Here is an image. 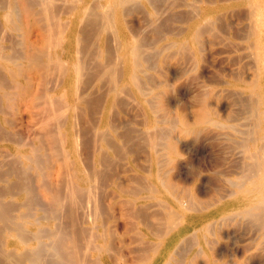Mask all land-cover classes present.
Listing matches in <instances>:
<instances>
[{"label": "rangeland", "instance_id": "obj_1", "mask_svg": "<svg viewBox=\"0 0 264 264\" xmlns=\"http://www.w3.org/2000/svg\"><path fill=\"white\" fill-rule=\"evenodd\" d=\"M13 1L14 2L16 1L18 3V5H17L18 8L16 7V4H14L15 7L17 8L16 9L14 7L15 10H16V11H14V13L15 12L16 13L19 12L20 15L18 14L19 17H18V15H15V20L14 21L16 22L15 24H17V25H11V26H9L10 28L9 27H4L0 23V26L2 27V29L0 27V30H2V31H0V33L2 32L1 33L2 36L0 35L1 36L0 39L3 38L0 41V46L2 44V47H4V49L6 50V53H9V54L11 53L10 55H13L15 57L14 59L19 57L18 53L23 58H25L23 60V58L21 59V56H20L19 59L16 60V61H17V64L19 65V67H20V69H18V70L21 71L20 73L18 72V74L22 75L23 77L26 76L27 78L25 77L26 78V80L24 79L25 81L22 80V82H24V88H23V91H22V93L24 95V98L21 99L23 103L21 102V100L19 102L17 101V104L15 103L16 106L14 105L9 110L8 117L10 116L9 118H10L11 122H13L15 124L12 123L13 127L11 126L10 129L7 130L8 132H6V134L11 133V136L9 134L8 135H9L10 139H11V137L13 135L12 140H14V141L18 140V139H21V138L23 139V137H21V136L24 134L23 141H25V139H26L25 137H28L29 133H31L30 135L32 136L33 135V133H32L33 130L37 129V127H39L38 128L39 131L38 130L37 131L34 130L36 132H34V137L32 136V142L35 143V142H39L40 140L38 141L37 139H41L42 136H44V133H45L43 130H41L42 129V124H39V122L37 123L38 125H41V129H40V126L36 127L37 124L34 123V122H37L38 120L40 121V123H42L41 120L43 119V116L39 115V114H42L44 109H45V108H42V107L43 106L45 107L46 104L42 105V103L43 102L47 103V100L43 101L44 97L41 96L44 93V85L46 86L45 88H47L45 90V94H46L48 91H56V92L58 90L60 91L61 89H59V88L61 87V84H62V83L59 82V78H61L60 77L61 73L57 74V72H60V71L51 70L52 73L54 72V73H56V75H54V73L50 74V72L45 71L46 69L43 66H42V68L40 67L42 69L41 70L38 67V64L40 66V64H41V62L43 60L46 62L45 58H47V56H49V55L52 56V55H56V54H58V55L61 54V56L63 57V55H64V53H63L64 50L63 49L65 48L64 47V42H62V41L60 42L59 40H61V38L57 37V35L60 36V30H61L60 28L64 29V27H66L64 24L65 23L67 24L66 19L68 18V16L70 14L74 13V11L77 10L78 7H80V5L82 4V1H84V0H81V1L78 0L79 2L76 1V0H75L76 2L74 0H71V3H72V1H74V4H76L75 5V9L72 8V5L68 4V3H70V0H67L68 2L66 0H65V2L63 0H61L60 1V5L61 6H62V4L65 5L67 3V5L69 6L70 10L72 8L71 11H69V9H68L67 12H65V10H66V7H68V6H64L63 5L62 7H64V8H60V5L58 3L59 0L57 1V3L55 2L56 0L55 1L54 0L53 1L50 0V2L52 1V3L53 2L56 3V5H55L54 3L52 4V3L49 2L51 4V6L53 5V7H51L49 3H47L48 6L46 4L47 7L45 6V4H42L41 8L45 6L47 9H45V8L40 9L38 7L39 6L38 5L39 2H37V1H39V0H36V1L34 0L36 5H38V6H36L33 3V0H31V2H29L30 0L29 1L28 0H24V1L23 0H21V1L20 0H13ZM18 1H20V2H18ZM138 1H139V3H138L139 5L137 4ZM216 1L217 0H176V1H174V0H155L156 3L152 1V3L146 4V3L141 2L140 0H137V2H135V4L133 2V3H131L130 6L126 7V10H128V11H126V13H127L126 19H125L124 23L122 24V26L117 23L114 27H111V29H108V27L104 28V27H106V25H108V23H107V19H106L107 15H103V14L105 12L104 10H107L106 9V7H107L106 5H109L110 1L109 0H99V1L95 0V1L91 2L92 4H94L93 8L95 6H98L99 4L101 6L100 5L98 6L100 8H98V7H96V9L94 8L95 11L94 10L93 11L94 12H99V13L101 12V14H102L101 17H103V19H106V20H104L105 23L104 22L100 23V22L103 21V19L101 17H99L100 18L99 20H97L98 17H96L97 19H95V20L93 19V21H91L90 18H93L94 14L92 15V10H90L91 14L85 15L86 18H83V20H85V21L82 20L81 24L79 25L80 28L82 27L81 29L78 28V32L81 31V32H79V34H81L80 35V39H79V43L81 42L79 44V46H80L79 50H81V52H83L82 53L83 55L82 54H80V55L83 56L84 60H86V58L90 56L91 59L87 58L86 61L89 60V62H91V64L94 65V67H93L94 69L91 68L92 70H88V69H90L89 65H91V64L89 62L85 63V61L83 59H81V61L84 64H86V66L88 65L89 68L86 67V66L85 67H86V70L88 71V73L90 72L89 76L86 75L87 73L85 74V72H87V71L84 72L85 76L84 75L82 76V77H84V80L83 79L81 80V84H80L81 87H79V89H81V90H78L80 92L82 91L81 95L82 96L84 95V98L85 97L86 98H85V100L83 98V101H82V96H81V97H79L80 99H77V101H76L77 102L76 103L77 107H81L82 110L84 109L83 112H84L85 115L84 114L83 115L85 116V118L82 116V113H83V112H81L82 110L78 109L77 110L78 112L76 111V114L80 115L81 117L77 116V115L74 116L75 120L73 119V122L75 121L74 122V124H75L77 118L80 117V120H79V118H78V120L81 121V122H79V121L77 122V123H80V124H76L77 125V126H75L76 127V131L78 133H82V134L83 133H90L91 131L95 130L94 129V125L95 124H93V123H95L94 117L96 118V120H98V118L100 116L99 120H101V121H97L96 124H98V125H95L96 128H98L99 125H100V127H104L105 131L108 132V134H107L108 138H109V135L112 136V138L111 137L109 138V140L111 139L112 141L114 139V142L111 141L112 143H110V145H109V147H111V149L115 150L116 147L114 148V146H117V149L115 150L114 153H112L113 151L111 152V149H110V151L107 150V153L106 152L103 153V155L106 153L103 156V158L105 159V157H106V159H105L104 163L101 165V167L100 166H96V164L99 163L100 157L102 158V156H101L102 154L99 155V158L98 157L94 158V159L90 158V160L93 161V164L91 162V165L92 166L94 165L95 168L99 167L98 170H100V172H102L106 168L108 169V170H106L107 172L104 170V172L106 173V178L104 176L105 174L102 173V175L104 176V177H102V180H101V184L102 185L99 184L98 186H100V187L96 186V188L97 187L98 188H97V190H94V191H92V189H95V185L92 187V189L90 188L92 192L89 190L90 191L89 195H88L89 192L88 193L86 192L87 193V197L84 196V195L82 196V197L85 198L84 200L86 201L85 202L86 205L84 203L83 198H81V201L83 203H80V201H79L80 204L76 205V209H75L76 210L75 212H77V213H75V217H77V216L80 217V215H81L80 219L77 218L80 221V222L78 221V225H79V223L80 224L82 223L81 226L79 225L80 230H78V227H77V232L79 231L78 235L81 236V237L79 236V240L82 239V238H85V239L88 238V240H89V238H90V240H89L90 242L84 239L88 243H86L82 239L81 240L82 244H84V246H85V243H86L89 246L90 245L89 243L92 242L91 245L94 246V247H96V246L99 247V250H100L99 251L97 247H96L97 249L95 248L96 249L95 250V249H93L94 247H91V246H90L91 249L89 248L90 250H88V246H87V252H86L85 255H86V258H87V263H89V264H94L95 263L94 260H95V258L97 259V256H99V258H98L99 260L97 259V261H96L97 263H95V264H99V262H100V264H113L114 262L112 263L111 261L118 262V263H114V264H126V263L128 264V263H131V261H133V259H134V255L133 254L130 255V253L132 252L131 248L134 247L135 243L134 244L131 243V241H133V240L130 239L129 237L135 236L136 238H138L137 237L138 233L135 234L137 229L139 231V235L138 236L142 235V236H140L141 238L139 237V239H141L143 241L142 242L140 240L141 241V245L142 244H145V245L147 244V247L143 245L146 248H148L150 245H155L156 243L157 244L158 243L161 244L163 238H166L165 236H169L167 244H166L167 255L165 257V261L168 262V264H264V235H263L262 230L261 229L259 230V226H257L258 224L254 223V220H255L254 216L251 218L249 216L242 217V215H240V216L237 215L236 214V209L237 208H236L235 200L230 198V197H228L229 194L231 193V191H235L236 190V183H238L240 181V179H241L240 175L243 174L241 172L242 168L240 166H239L240 168L235 166L236 167V168L234 167L235 169L232 166H234L235 163L238 164L239 163L238 161L241 162L242 161V156H244L243 158H245V156H246L245 153L243 155L244 151L241 150L242 147L241 146L237 147L234 144L236 141L235 142L233 141L234 143L230 142V141H232V139L233 140H237L239 142L242 141L240 139L241 137L239 136V134L236 133L234 130L232 131V128H234V127L236 128L237 127L238 129L244 130L246 128V127L243 128L244 126H246L244 123H247V122H244V121L247 120L248 115L247 114L239 115V113H238V115H235V116H237L236 117L237 121H235V117H234V119L233 118L231 119L232 115H234V112L237 111L236 110V106H231L228 103L227 99H226V103H225V101H224L225 99H223V98H219V99H221V102H220L219 99H218V101H219L218 102L215 99L216 95H214V93H216L215 91L219 88L218 83H214L215 80L217 82V79H218V82L220 83L222 78H226L228 76L227 75L228 73L230 75L229 71H231V69L238 70L244 64L243 57H244L246 39H244V38L242 39V36L241 35H237V33H236V31L241 29V27L243 26V24H242L243 23V21H242V16L243 15L238 13V14L234 15L231 19L229 17L230 20L228 18H226L224 15H218L219 18H218V20H216L217 23L213 25L214 27H211V29L214 28L213 30L209 31L210 28L207 27V29L209 28V30L207 31V29H205L204 27H203L204 29H202L200 27V29L202 30L200 32L201 33L203 32V34H204V35L203 34L201 35V37H200L201 40H198V41L194 42L192 40V38H190L193 29H195V25L197 23L196 21L201 16V9H202L201 7H203V8L204 7H208V6H210L211 3H214ZM23 2H24V4H26L25 6H23L24 5ZM26 2H28V4L30 3L29 4L30 7L33 6L32 3L34 4L32 9L28 6V8H30V15H31L30 18L28 17L30 15L28 13V11H29L28 8H27L28 4ZM40 5H41V3H40ZM134 5H136V7L137 6L138 7L136 8ZM140 5L143 6V7H140ZM21 6L25 7V9H27V11H25V9L22 8L23 12H21L22 11L21 10ZM54 6H55L56 9H54ZM57 6L60 8L61 11L59 10V8H57ZM132 6H133V8H132ZM90 7L92 9V6H90ZM104 7H105V9H104ZM129 7H131L132 9H134V7H135L136 8L135 9L136 13H135V11L132 12V9L131 10L128 9ZM138 8H141V10L138 9ZM48 9H50V11ZM62 9L63 10L65 9L64 12H62L63 11ZM17 10H19V11H17ZM35 10H37V11H35ZM40 10H43V11L47 10V11H45V13H49V15L45 14L43 11L40 12ZM58 11H59V13H58ZM24 12L28 13V15H26V13H24ZM31 12H33V13H31ZM34 12H36L35 13L36 16L38 15L37 12H40L39 15L37 16V19L39 17H42L41 19L39 18V20L43 19V21L45 20L44 19L45 18L44 15H46V16L48 15L50 18L47 16V19L49 18L50 22H53L52 23V26H53L52 28H54V26H55L54 23H56V24H57V22L63 23V21H64V24H63L64 27L60 23V24H57L58 26L60 25V28H57L58 26L56 25L57 27L55 26L56 28H54V30L51 29V34L56 30L54 32L55 34H53L54 36H56V38H55L56 41H54L55 44H54V42H52L53 40H51L52 37H53L52 39H54V36L51 35L52 37L50 36L51 37L50 38L47 35L48 34L47 29L49 30V33H50V28H51L50 25H51V23H50V25H49V22L47 24V19H46V22L44 21L45 25H41V23L37 22L38 20L36 19L35 15H34ZM106 12L109 13L110 11L107 10ZM106 12H105V14H107ZM23 13L25 14V16H23ZM43 13H44V15H43ZM50 13H52L53 15L50 14ZM63 13H66V15L63 14ZM99 13H95V16H96V14L98 16H100L101 14L99 15ZM32 15H34V16L32 17ZM40 15H42V16H40ZM56 15H59V17L56 16ZM90 15H92L93 17H91ZM87 16L90 17V18L87 19ZM220 16H221V18H220ZM223 16H224V18H223L224 20H222V22H223L224 25L222 27L221 26L222 23H220V21H221ZM34 17H35V20H34ZM57 17L60 19V21L58 20ZM27 18H29V21L28 20L26 21ZM54 18H56V20H54ZM17 19H19V20L21 19L19 22L22 21L21 22L22 25L19 22L17 23V21H18ZM49 19H48V21H49ZM51 19H53L55 22L53 20L51 21ZM219 19H220V21H219ZM96 20H97V22H96ZM35 21H36V24L39 23V25H41L40 26L41 29H40V27L38 25L35 24ZM43 21H42V23H43ZM98 21H100V22H98ZM228 22H229V26L226 25V24H228ZM232 22H234V23H232ZM85 23L90 24L88 27H90V26L92 27L91 30H90L91 32L88 31L89 34L91 33L90 34L91 36H93L92 34H94V33L96 34L97 33V35L95 36V34H94V36L96 37V40L98 39V41L94 40L95 37L93 38L89 34L85 33V31H83L84 29L88 30V27L86 25L85 26L87 28L83 27ZM92 23H94L96 26L102 24L100 26V28H101V33L100 34H99V31H100L99 29L100 28H98L99 31L97 32V29H96L97 27L94 24H92ZM217 24H219L220 27ZM27 25H28V27H27ZM225 25H226V27H229V28H227L228 30L226 29ZM13 26H18L19 29L16 28V27H13ZM21 26L24 27V28H22ZM48 27H50V28H48ZM230 27H232V28H230ZM38 28H39V30H38ZM43 28H47V29L45 30ZM94 28H95V30H94ZM42 29H43V31H42ZM185 29H186V32L182 33V31L185 30ZM215 29L216 30H220V31L224 30V31H222V33L220 31L214 32ZM15 30H18V31H15ZM44 30H45V32H44ZM3 31H5L6 34H4ZM9 31L12 32V33L10 34ZM15 32H16V34H15ZM57 32H59V33H57ZM105 32H107V33L109 32V34H111V35L114 34V36L116 35L117 38H116V36L115 37L114 36L110 37L111 35L108 36V34L105 33ZM179 32H180V34L178 35ZM204 32H208V33H204ZM211 32L215 33V34L213 35ZM24 33H25V35H24ZM41 33H43V34H41ZM130 33H131V35H130ZM174 33H177V35L176 34L173 35ZM12 34H13V36H11ZM17 34L20 35L21 37L17 36ZM132 34H134L135 37ZM4 35L5 36L9 35V36L12 37L11 38V37L8 36V38L7 37L5 38V39H9L10 42H8V40L4 39V37H5ZM98 35H99V37H98ZM22 36H24V37H22ZM86 36L87 37H91L92 39L91 38H87ZM123 36H125L126 38H129L130 36L135 38V40H137V44L139 45V47H141L140 51H142V53L140 52V54H139L141 57L138 55L139 56L138 57L139 61H136L135 65H137L138 62H139L138 63L139 65L141 64V66H139V67L142 68L141 72H143L144 75L140 74L141 77L139 76V80H140L139 83L141 85L145 84V86L147 87V89H149L150 92H149V94H147L148 91L144 90V89H146L145 86H143L144 87L143 88L139 84V87L141 86L140 87L141 89L140 88H138V89H140V90L143 89L142 92H145V93L147 92L146 93L147 95H143L144 93H142L141 91H138L136 87H133L130 83L124 82V83H122L123 86L120 87V90H121L120 93H122L123 91L124 92L126 91L127 93H124L126 95L122 94L123 95V97H122V95L120 94V97H122V98L119 97L120 99H122L121 102L118 103V101H120V100H118L115 104H113L111 106L109 104V101H108L109 100V91L111 89V88L108 89L109 84H111V83L113 84L114 82L116 84L117 82H119V81L116 82V80H118L120 78L119 80L122 81V79L124 77L123 73L125 71V63H124V58L121 55V51H120L121 46L120 45L117 46L115 44V43L118 44V42L121 44ZM13 37L16 40L15 39L13 40ZM44 37H46L47 39L44 40ZM215 37H217L218 39L215 38ZM17 38H19L21 40H19ZM49 38H50V40H49ZM57 38H59V39H57ZM83 38H84V40H83ZM85 38L89 39V41H91V42L93 41L92 43H94L95 48H94V46H91L92 43H89V41L86 42ZM107 38L108 39L110 38V40H108V42H106ZM114 39L116 40V42H115ZM117 39H118V41H117ZM17 40H19L20 42L17 41ZM41 40H42V44H41ZM82 40H83V42H82ZM11 41H14L15 44L13 42H11ZM22 41H23V45L21 44ZM43 41L44 42L47 41V43H44ZM49 41H51L53 43V46L55 45L54 49H52L53 46L51 45V43ZM110 41H111V43H110ZM30 42H32V43H30ZM38 42H39V45L37 44ZM59 42L62 43V44H60ZM35 43L40 48L38 46H36ZM85 43H86V45L89 44L90 47H92V49L93 48L94 49L92 50L91 48H87ZM106 43H109L110 46H108L109 44L106 45ZM170 43H171V46H170ZM11 44H12V46H10ZM13 44H14V46H13ZM18 44H21V45H18ZM30 44H31L32 47L30 46ZM56 44H58V45H56ZM104 44L106 45V47H108L107 49L110 51V52L107 51V54L110 55V56H108L105 59H104V57L106 55H104V54H106L105 51L107 49L106 50L104 49V48H106ZM111 44H112V47L115 48V50L117 49L116 46L118 47L119 50L117 49L118 50V51L116 50L117 52H115L113 50L114 48L110 50L109 48H111ZM6 45L7 46L9 45L8 47L10 49L13 47L12 50L17 45L19 47L17 46V48H16L18 50L14 49L11 52L10 49L6 47ZM33 45H35V46H33ZM42 45L43 46L44 45H46V46L47 45H51L52 47L49 46L50 48L47 47L46 49H44ZM27 46L31 47V51H30V49ZM58 46L61 47V48L59 49ZM97 46H98V49H97ZM185 46H186V49L184 48ZM199 46L201 48H199ZM21 47H22V52H21ZM35 48H36V50H35ZM27 49H29V50H27ZM37 49H39V50H37ZM40 50H43L44 53L41 54L43 51L40 52ZM89 50L92 51L91 55H90ZM34 51H36L38 55L35 54L36 52H34ZM85 51L89 52L88 55H87V52H85ZM93 51H94V55H92ZM32 52H34V53L31 54ZM39 52H40V54H39ZM49 52H50V54L48 55ZM84 52H85V54H84ZM21 53H25V54L22 55ZM97 53H99V54H97ZM110 53H112V55ZM114 53H117L116 54L117 56H115ZM113 54H114L115 58L113 57ZM31 55H32L33 58H34V56L36 57V55H37L38 58H40V59H38L36 57L35 61H37L38 63L32 61L33 59H31L32 58ZM29 56H30V58H29ZM82 56H80V58ZM110 57H113V59L110 58ZM143 57H144V60L142 59ZM28 59H31V61L29 62ZM40 60H42V61H40ZM44 61H43L42 64H45ZM119 61L121 63H119ZM27 62H29V63H27ZM32 62L36 63L37 65L30 64ZM98 62L101 63V65H99L101 67H98V64H99ZM116 62H118L119 65ZM115 63L118 65V67L119 66H120V68L122 67V71L119 68L121 72L120 71L117 72L118 69L116 70V64ZM20 64H22V65H20ZM120 64H122V66ZM24 65H27V67L24 66ZM104 65H106V67H108V70H105L106 67H104ZM34 66H36V67H34ZM113 66H115V68H113ZM37 67L40 70H36ZM102 67H104V68H102ZM43 68L45 70H43ZM101 68L103 69L102 71L100 70ZM31 69H32V71H31ZM109 69H111V70L113 69V70L112 71L110 70L111 71L110 74H107L106 72H108ZM114 70H116L117 74H115ZM36 71H37V73H36ZM38 71H40V72L45 71L44 74H45L46 77L45 76L41 77L40 76L41 73L38 72ZM103 71L106 73V75L101 73ZM27 72H29V73H27ZM25 73L28 74V75H25ZM38 73H40V74H38ZM48 73L50 75H53V76H58V77H53L54 79L56 78V80H58V82L57 81L54 82L53 81L54 79L51 76V79H52L53 83H55V84L56 83L57 84L60 83L59 85H57V84L55 85L54 84V86H56V88L55 87L53 88L51 86V85H53V83H51L52 82L51 79H48L50 77V75H49V77L47 76ZM99 73L102 74L103 76L100 75ZM119 73H120V75L121 74L122 75L118 76ZM44 74L42 72V75H44ZM59 74H60V76H59ZM212 74H215L214 77H216V75L218 74L217 75L218 77H216V79H215ZM223 74H225V76ZM104 76H107V77H104ZM111 76H113V78H111ZM40 77L43 78V79L47 78L46 79L47 82L44 81L43 79L41 80ZM210 77H211L212 80L209 79ZM99 78H100V80H99ZM114 78H115V80H114ZM11 79L12 78H10V80ZM31 79H32V81H31ZM213 79H215V80L213 81ZM48 80L51 81V82L48 83ZM62 80L63 79H60V81H62ZM102 80L103 81L104 80L105 81L108 80L110 83L107 84L108 81L107 82H105V81L102 82ZM209 80H211L213 83H210L211 81H209ZM39 81L41 82V84H40ZM43 81L46 82V84ZM86 81L89 84H87ZM141 81H143V82H141ZM32 83L33 84L35 83L34 87H36V85H37V87H39V91H36L38 89L34 88ZM84 83H86V84H84ZM49 84H50V86L52 88L49 87ZM106 84H107V86H106ZM112 84H111V86H112ZM41 85H42V87H41ZM102 85H104L103 86V90H102ZM125 86H127V87H125ZM40 87H41V89H40ZM123 87L126 90H123ZM42 88H43V91H41ZM48 88L53 89V90H50ZM127 88H128L129 91H127ZM104 89L106 90L105 91L106 93L103 92ZM26 90L28 92H30L32 90L33 91L28 94V93H25ZM131 90H132V92H131ZM78 91H75V92H78ZM107 92H108V94H107ZM128 92L131 93L134 97L132 95H130L131 97L127 96L129 94ZM139 92L142 93L141 96H140ZM34 93H36V94L39 93L37 95H40V93H41V95L39 96L40 98H37V99H40L39 102L40 103L42 102L41 104L39 102L38 103L36 102L37 99L34 97V96H36ZM212 93L214 95V98H213V95H211L212 98L209 97L210 94H212ZM30 94L32 95V97H30ZM68 94L71 95V93H68ZM76 94H78V96H80L79 93H75V95ZM75 95H74V97L78 98V96H75ZM101 96L105 97V99H103V97L101 98ZM152 96L154 97V99H153ZM19 97L20 96L17 95V100H18ZM58 97H60V96H58ZM126 97H129V98H126ZM31 98H32V102L30 101ZM34 98L36 100H34ZM62 98H63V100H60V103L64 102V97H62ZM210 98L212 100L213 99L214 100L212 101V100H210ZM56 99H57V97H55L54 101L55 102H59V99H61V98H58L57 99L58 101H56ZM26 100H29L30 102H28ZM101 100H105V102L101 101ZM122 101H126L125 102L126 104L124 105V102H122ZM103 102H104V104H103ZM217 102H218V105H217ZM19 103H21V104H19ZM36 103L40 104V105H37ZM60 103H59V105L61 106L62 104H60ZM121 103H123V104L120 105ZM220 103H223V104H221V106H220ZM117 104H119V105H117ZM36 105L40 106V107L42 106L41 107V111H40L39 107H35ZM214 105H215V107H214ZM206 106H207V108L209 110L211 108L213 109V110L212 109L210 110V113H211V116H212L211 117L212 121L207 122V123H203V125L199 126V129H197V131H196L199 134L195 133V135H193L194 137L197 138V140L192 143L191 151H190V149H189L190 147L188 148V146H189L190 141L193 140V138L191 136L188 137L186 135V128L184 126H186L188 123H192L194 121H197V119L200 117L201 113L209 112V110L206 108ZM222 106H223V108H222ZM62 107H63V105H62ZM13 108H15V109H13ZM86 108H88L89 110L86 109ZM99 108H100L101 111L98 110V112L100 111L99 114H98L96 112V110L99 109ZM237 108L239 109L238 106H237ZM21 109H22V111H21ZM36 109H38L39 111L36 110ZM214 109H216V110L214 111ZM113 110H114V112H113ZM115 110H116V112H115ZM11 111H14V112H12V115H11ZM35 111L36 112H40V113H35ZM92 111L96 112V114L94 112H92ZM224 111H225V114H224ZM230 111H232V112L230 113ZM79 112H81V114H79ZM110 112H112L113 114L110 113ZM212 112H214V113H212ZM219 112H220V115H219ZM32 113L33 114L35 113V115H32ZM194 113H195V115H194ZM229 114L231 115V117H230ZM31 115L33 116L34 119L37 118V117L35 118L34 116L38 115L40 117H38L39 119L37 118L36 121H32L33 118H32ZM64 115L65 114H63V118L65 117L66 119L65 118L64 119L66 121L63 122L64 121L63 119L62 120L60 119V121H59L60 124L62 123L63 127L59 124V122H54V124L57 123L58 126L60 125L62 127V129L65 128V126L67 125L68 120H69L68 117H67L68 115H65V116ZM113 115H116L115 118L116 117L117 118L114 119ZM226 115H228V117ZM61 116H60V118H62ZM112 116H113V118H112ZM41 117H42V119H40ZM81 118H82V120H81ZM15 119H17V120H15ZM90 119H92L91 121H93V123L89 122ZM158 119H159V121H158ZM166 119L168 121L170 119H172L174 121V119H175L174 122H176V124L172 123L173 121H171V120L169 122H167ZM178 119H180L179 120L180 122L176 121ZM226 119H230V120L225 121ZM110 120H112L113 122L110 123L111 122ZM191 120H193V121H191ZM231 120H233V121H231ZM15 121H17V122H15ZM108 121H109V123H108ZM120 121H121V124H120ZM156 121H158V122H156ZM114 122H115V124H114ZM163 122H165V124ZM63 123H65V124H63ZM81 123H82V125H84L83 127H81L82 126ZM122 123L124 125H122ZM170 123L172 125L174 124L175 127L174 126L170 127ZM238 123H241L244 126L241 127L240 124L238 125ZM88 124H89V126H91L90 129H88L89 128ZM110 124L112 126H110V128H109ZM117 124H120V125H117ZM183 124H184V126H183ZM79 125H81L79 129H82V128L85 129V127L87 126V129L89 131L87 129H85L84 132H83L84 129L81 130V131L77 130L78 129L77 127H79ZM115 125H117L118 128H116L117 126L115 127ZM216 125H217V128H216ZM223 125L225 127L227 126L226 127L227 130H226V128H223L224 127ZM229 125L230 126L233 125L234 127L231 126L232 127L231 128V127H229ZM14 126H15V128H14ZM92 126H93V128H92ZM219 126H221L222 128L221 127L218 128ZM114 127L116 128L115 130H117V131L114 130ZM154 127H155V130H153ZM172 127H174L176 130L174 128L172 129ZM205 127H207V128H205ZM18 128H19L20 131L18 130ZM112 128H113V130H112ZM163 128H165V129H163ZM28 129L29 130L31 129L30 131H32V132H30ZM149 129H150L151 133H150ZM165 130H170V131H167L169 133V135L171 134L170 139H169L168 133L165 134L166 133ZM15 131H18L19 134H18V132L15 133ZM40 131L43 132V133L42 132L40 133L42 136L39 134ZM162 131H163V133H162ZM211 131L214 134L215 133L216 134L215 135L212 134ZM224 131H225V133H224ZM226 131H227V133H226ZM20 132H22V134H20ZM202 132H204V134H202ZM217 132H219V133H217ZM117 133H119V135ZM15 134L16 135L18 134L17 135V136H19L18 139L16 138ZM38 134H39V136L37 137L36 135H38ZM114 134L115 135L117 134V137ZM164 134H165V136H167L166 137L167 140L163 139V138H165ZM217 134H219V135H217ZM229 134L234 135V136H231ZM213 135H214V137H210V136H213ZM14 136H15V138H14ZM150 136H152L151 137V141L149 140ZM237 136L240 137V138H238ZM46 137H47V135L45 134V136L43 137L44 139L43 138L42 139L44 141H46L47 140ZM185 137H187V138H185ZM207 137H209V140H208ZM226 137H227V140H229V141L224 139ZM35 138H37V139H35ZM29 139L30 138H28V140L26 141L27 144H28V141L29 142L31 141ZM152 140L154 142L157 141L158 144L154 143ZM160 140H161L162 144H161ZM222 140H223V142H222ZM148 141H150V142H148ZM16 142H21V141L20 140L19 141H15V144H16ZM32 142H30V143H32ZM48 142L49 141L47 140L46 143H48ZM30 143H29V145H33V143L32 144H30ZM113 143H114V146H113ZM151 143L153 145L152 147L155 146L157 149L155 147L151 148L150 147ZM222 143H224V145H223V147H225L224 151H223V147L221 145ZM215 144H217V145H215ZM5 145H7V146H5ZM167 145H168V147H167ZM171 145L174 147L175 151L170 149ZM225 145H227V146H225ZM3 146H5V147H3ZM228 146L231 147L230 150H232V149H234L236 147H237V149L233 150V152H231L229 150V152H230L229 153L228 152V148H229ZM215 147L216 148L220 147V149H218V148L215 149ZM0 148L5 152V153L4 152L3 153L8 156V154L10 153V151H11V149L13 147H11L9 143H6V144H3L2 147H0ZM153 149L155 150V153H154ZM167 149H168L169 153L166 152ZM48 150H47V152H48ZM80 150H82V149H80ZM83 150H82V152L79 151L80 156L78 155L77 157H75L73 155H70L69 159L72 158V159H70V161L71 162L73 161L71 163L72 164L71 165V167H72L71 171L76 168L75 165H74L75 161L76 160L79 161V159H80V161H79L80 163L83 162L82 164H85V165L87 164V166H86L87 168H86L85 171L88 172V170H89L88 169V159L89 158L88 159L86 158L88 156L84 157L85 156L84 153H86V152H84ZM117 150H119V152ZM156 150H157V152H156ZM161 151H163L164 153H162ZM177 151H178V153H177ZM220 151H222V152H220ZM6 152H7V154H6ZM115 153H118V154H115ZM165 153H167V154H165ZM47 154H49V152ZM114 154L117 155V158H115L116 156H114ZM86 155H87V153H86ZM160 155H161L162 158L160 157ZM162 155H164V156H162ZM166 155H167V157H170V160L171 159L172 160L174 159V160L173 161H170V160L168 161L167 160L168 158L166 157ZM220 155L223 156L224 159ZM107 157H109V159ZM85 158H86V160H85ZM111 158H112L113 162L110 161ZM160 158H161V160L164 158L163 162L160 160ZM238 158L241 159V160H239ZM107 159H108V162L109 163H113V165L112 164L111 165L107 164L108 163L106 161ZM113 159H117V160H113ZM149 159H150V161H149ZM237 159H238V161H237ZM59 160L57 159V161H56V159H55V162L52 161V164H54V166L51 163H49L48 168L50 167V169H46L44 171L45 175L48 172L50 174L49 177H47L48 174H47V176L44 175L46 177V179H45V177H41L42 179L41 178L39 179V177L37 176L36 179H39L38 183H37L36 179H35L36 175L34 173H33V176H35L34 180H32L33 176L31 177V180H32L31 186H33L32 187V189H33L32 190V195L34 193L33 198H35V200H36L37 197L40 196V197H38V199L36 201L41 200V201H38V202H40L41 205H43L44 203H47L48 201L51 200V198H49L50 200H48L47 196L51 197L50 196V194H51L50 191H53V189L55 190V188H53V185L55 186L56 183H58V182L60 183V180L62 182L61 184L66 183L68 181V180H66L68 176H66V177L64 176V178H65L64 180H66V182L65 181L63 182V180H62L63 179V175H60L61 177L60 176L57 177V175H59V173H61V172H59V171H61L60 169H62V167L60 166L61 165L60 164L61 161H59ZM90 160H89V163H90ZM166 161H167V163H165ZM218 161H219V164H218ZM160 165H162V166L160 167ZM103 166L104 167L106 166V167L104 168ZM102 167L104 169H102ZM161 168H163V169H161ZM110 169H111V171H110ZM229 170H232V171L230 172ZM63 171H62L63 173H61V174L67 175V173H65V170H63ZM164 171H166L167 174ZM50 172H52V174ZM236 172L237 173L240 172L241 174L239 173V174L235 175ZM107 174H110V176L107 175ZM164 174H166V175H164ZM228 174H230V175H228ZM159 176H161V177H159ZM109 177L112 180L109 181ZM49 178H51V179H49ZM58 178H62V179L59 180ZM139 178L140 179L142 178L141 180H143V178H144L143 181H145V180L148 181V182H146L147 185L145 184V186H144V182H142ZM130 179L131 180L132 179L135 180V181H133V182H135V184ZM136 179H137V181H140V182H137ZM166 179H167V183L169 184L170 187L166 186V185H168L165 182ZM222 179H223L224 182L222 181ZM237 179H239V180H237ZM42 180H47V181L50 180L51 182L49 181V185L52 186V189L51 190L48 189L49 188V185L47 184L48 182L47 181H42ZM103 180L105 181L104 183H106V184H104V185H106V186L103 185V183H102ZM33 181H35L36 184ZM41 181H42V183H41ZM127 181H129V182L127 183ZM53 182L54 183L56 182V183L54 184ZM136 182H137V184L140 183V186L139 185L136 186L137 185ZM230 182L231 183L235 182V183L229 184ZM40 183H41V185L43 183H45L44 184L45 186L42 185V187L44 186L43 188L41 187L42 189L39 187ZM171 183L175 184L176 187L174 186L175 188H173V186H172V188H171V185H172ZM61 184H57L55 187H57V186L60 187ZM107 184L108 185L110 184V185L108 186ZM131 184L133 186L131 191L136 192V190L140 187L137 190L139 193L136 192V194H134V192H132L136 196H134L131 193V191H130L131 194L129 192H125V189H127L126 191H128V189L129 190L131 189L130 188V187H132ZM149 184L154 186V187L148 186ZM217 184H219V185H217ZM234 184H235V186H233ZM128 185H129V187H128ZM230 185H232V186H230ZM101 186L102 187L104 186V188L101 189V194H100V190H98V189H100ZM147 186H148V188L150 187V189L154 190V191L149 192L150 190L149 191L144 190V188L146 189ZM134 187H136V190L134 189ZM44 188H47V189H44ZM148 188H147V190H148ZM224 188H226V189H224ZM36 189H39V190L41 189L42 193H37L36 194ZM43 189H44V191H43ZM109 189H111V190H109ZM171 189H172V191H171ZM174 189H175V191H174ZM221 189L223 190L224 193L221 192L222 191ZM46 190L49 192V194H48V192L46 193ZM102 190H104V191L102 192ZM107 190H108V192H106ZM140 190H142V191L140 192ZM186 190H187V192H186ZM188 190H189V194H188ZM228 190H231V191L229 192ZM192 191H193V193H192ZM226 191H228L229 193L227 194ZM93 192H95L94 193L95 194L94 195L95 198H96V195H97V197L99 199L96 198V200H95V198H92V197H94V196H92ZM112 192H114V193H112ZM44 193H46L47 196H46V194L44 195ZM96 193H99L100 195L96 194ZM109 193H110V195H109ZM186 193L188 194L187 198H186ZM218 193H220V195ZM40 194H42L44 198ZM181 194H183V195H181ZM36 195H38V196L36 197ZM105 195L106 196L109 195L107 197L108 199L105 198ZM116 195H117V197H114ZM89 196H92L91 197L92 201H95V202L97 201L98 203L96 202V204H93L94 202H91V204H90L91 200H90ZM102 196H104V197H102ZM146 196H148V197L145 198ZM175 196H177V197H175ZM41 197L43 198V200L41 199ZM100 197H102V198H104L106 200H102ZM112 197H114V198H112ZM150 197H153V198H150ZM189 197H191V198H189ZM122 198H123V200H122ZM196 198H197L198 202H197ZM44 199H47V200H44ZM88 199H89V202H87ZM100 199H101V203L98 201ZM188 200L191 201V202L189 203ZM199 200L201 201L200 203H202V204H199ZM103 201H105V202H103ZM123 201H127L125 203H129V201H131L129 204H127V205H129V208H131V209H129L127 206L125 207L126 204L122 203ZM206 201H209V202H206ZM214 201H215V203H214ZM102 202H103V204H102ZM192 202H195L194 205L197 206L196 207L197 210L200 208L199 211H194L191 208V203ZM48 203L50 205L51 202H48ZM87 203H88V205H87ZM104 203H105L106 208H103L104 207ZM107 203H109V204L107 205ZM131 203H132V205L130 207ZM203 203H205V204H203ZM99 204L100 205L102 204V206H100ZM209 204H210V206H209ZM47 205L48 204H46L45 206L47 207ZM81 205L83 206V209H82ZM84 205H85V207H84ZM94 205H97L96 206L97 209L95 208L96 209L95 210L93 208L94 209L93 210L94 213H93L91 206L95 207ZM207 205H208V207H207ZM87 206H90V207H87ZM99 206L102 207V210H100L101 208ZM147 207H149V208L147 209ZM201 207L203 209H201ZM86 208H88V210ZM98 208H99V210H98ZM110 208L112 210H109ZM125 209H126V212H127V214L129 216L125 213ZM167 209H169V210H167ZM185 209H188V210H185ZM77 210L79 212L86 211V213H88V214L91 211L93 213V215H96L95 213L97 212L98 215H96V216L92 215L93 217L92 216L90 217L89 215H91L92 213L89 214V215L87 214L86 216L91 218V219L90 218L88 219L85 216L84 212H81L79 214V212ZM103 210H104L105 214L102 212ZM133 210L137 211V213H135ZM170 210L172 212H175L176 215H175V213L170 212ZM138 211L140 213H138ZM109 212H112V213H109ZM131 212L136 214L135 215L136 217L134 216V214L132 215ZM101 213H103V214L100 215L101 216L100 217L99 214H101ZM106 213L110 214V216L107 215ZM167 213H168V215H166ZM76 214H78V215L76 216ZM82 214L84 216H82ZM233 214H234V216H233ZM104 215L107 218L109 216L108 220L104 218L105 217ZM124 215H126L128 217H125ZM172 215H174V216H172ZM152 216H154V217L152 218ZM166 216H167V218H166ZM176 216L177 217L179 216V217L177 218ZM229 216H233L232 219ZM61 217H62V221H64L63 219H66V217L65 218H63V216H61ZM82 217H83V220H84V221L82 220L83 222H81ZM94 217H97V218H95V220H96L95 223L93 222ZM146 217H149L148 221H147ZM239 217H241V219H239ZM246 217H249V219H247ZM102 218H103L104 221L102 220ZM112 218H113L114 222H113ZM129 218H131L129 221H131V220H133V218H135L134 221H132L133 223L134 222L136 223V224H134V226L136 225L135 227H133L132 222L130 224H129V222H127ZM142 218H146V220L145 219L143 220ZM154 218H156V219L154 220ZM175 218H177V219L175 220ZM224 218H225V220H224ZM226 218H230L228 222H227L228 219L226 220ZM243 218H246L248 221L243 219ZM253 218H254V220H253ZM85 219L86 220L88 219V221H85ZM140 219H141V224L142 225L139 223ZM89 220L90 221L92 220L91 223H93V224H91ZM101 220L103 221V223L104 222H106V223L103 224ZM124 220H127V221L125 222ZM149 220L151 221V224H148V222L150 223ZM156 220H158V221H156ZM231 220H233V221H231ZM238 220H240V221H238ZM249 220L253 221L254 225H253L252 222L250 223ZM175 221H177V222L175 223ZM257 221L255 220L256 223H257ZM155 222H158V223H156V225H155ZM159 222H160L161 225H158ZM161 222H163V223H161ZM172 223H175V225H173ZM206 223L210 224L209 227H211V228H209V229H211V230H209L208 228H206V229L204 228L203 225L206 224ZM111 224H113V225L111 226ZM163 224H165L164 226H167V225L169 226V224H170V226L169 227L167 226V228L165 227V230H164V232L167 233V234H165L163 232V229H164V226L162 227ZM211 224H212V226L214 228L211 226ZM94 225H96L97 228H95ZM98 225H100V226H98ZM101 225H103V228H105V227L107 228V229L105 228L106 230L105 229L103 230V231H105L104 234L102 232L103 228H102ZM127 225H129V226L131 225V227H129ZM147 225H148L147 228L144 227V226H147ZM149 225H151V229L153 228V231H154L153 234L156 233V235L154 234L155 236H153V237H150V235H149V231H151L149 229L150 228ZM171 225H172V227H171ZM107 226L109 228L111 227L112 231H110V232H112V235H114V233H116L114 235L115 238H116V239L114 238L115 239L114 242L116 244L114 243L112 245L114 248L111 247L113 250L110 251L111 248L110 247L107 248L110 253H108V250L106 252V250L104 249L105 248V246H104L105 242L103 243V240L100 239L102 234H103V236H105L107 233H109V228ZM175 226H179V231H177L176 233H174V232L172 233V230H174ZM254 226L256 228H258V229H256ZM86 227H88V228L91 227V229H88V228L86 229ZM155 227H158L157 229L162 227L163 229L160 230V233H157L158 231L155 229ZM130 228H131V230H133L132 228H134L135 229L134 232L131 231V230L129 231ZM169 228H170V230L168 231L167 229H169ZM115 229L117 231H113ZM147 229H148V231H147ZM81 230H84V231H81ZM87 230H92V234H91V231L89 233V231L87 232ZM124 230H126V231L128 230V231L127 232L125 231L126 232L125 233V232H123ZM161 231L163 232V234H162ZM210 231L213 233L212 235H211ZM80 232L81 233L84 232V233L81 235ZM132 232H133V234H131ZM119 233H121V235ZM122 233H124V234H122ZM87 234H89V237L87 236ZM125 234H127L129 236H127ZM157 234L159 235V237H158ZM95 235L97 236V238L96 237L95 238L92 237V236H95ZM83 236H85V237H83ZM135 237L133 239H135ZM204 237H205V239H204ZM123 238H127V240L126 239L124 240ZM92 239L95 240L94 241V245H93V240ZM129 240H131L130 243L128 242ZM83 241H84V243H83ZM125 241L128 242L129 244L126 243ZM150 242H151V244H150ZM127 246H128L129 249L126 248ZM143 246H141V248L145 249ZM129 250L131 252H129ZM88 252H90L91 254L88 253ZM87 253H88V255H87ZM107 254H109V255H107ZM132 255H133V259L131 258ZM92 259H94V260H92ZM127 259H128V261H127ZM92 262H94V263H92Z\"/></svg>", "mask_w": 264, "mask_h": 264}, {"label": "bare ground", "instance_id": "obj_2", "mask_svg": "<svg viewBox=\"0 0 264 264\" xmlns=\"http://www.w3.org/2000/svg\"><path fill=\"white\" fill-rule=\"evenodd\" d=\"M21 1V0H20ZM20 1H18V2H20ZM24 1V0H23ZM29 1V0H28ZM36 1V0H35ZM35 1L33 0V3L36 5V3H35ZM53 1V0H52ZM52 1L50 2V0H39V1H37V2H39V6L38 5H36V6H38L40 9H42V8H45V9H47L46 7L48 6V4L47 3H52ZM55 1V0H54ZM57 1L58 0H56L55 2L57 3ZM60 1L61 0H59V5H60ZM64 2H65V0H63ZM67 1V0H66ZM75 1V0H74ZM74 1H72V3H71V0H70V3H68V4H70V5H72V8L73 9H75V5L76 4H74ZM76 1H78V0H76ZM75 1V2H76ZM81 1V0H80ZM92 1H95V0H84V1H82V4L80 5V7H78L77 8V10H75L74 11V13H72V14H70L69 16H68V18L66 19V22H67V24L65 23L64 24V21H63V23H61V25H65L66 27H64V25H63V27H64V29H62V28H60V25L58 26L57 24H60L59 22H57V24L56 23H54V25L57 27V28H60L61 30H60V36H58L57 35V37H59V38H61V40H59L60 42L62 41V42H64V51H63V53H64V55H63V57L61 56V54L60 55H58V54H56V55H49L50 54V52L48 53V55L49 56H47V58H45L46 59V62L44 61V63L45 64H42L43 63V61L42 60H40V61H42L41 62V64H40V66H39V64H38V67L40 68H42V66L46 69H44L43 68V70H45V71H47V72H50V74L52 73V71L51 70H58V71H60V72H57V74L58 73H61V76H60V74H59V76L61 77V78H59V82L60 83H62L61 84V87L59 88V89H61L60 91L58 90L57 92L56 91H48L46 94H45V90L47 89V88H45L46 86L44 85V95L42 94L41 95V93H40V95L41 96H43L44 98V100L43 101H45V100H47V103H42V105L43 104H46L45 105V107L43 106H41L42 108H45L44 109V111H43V113L42 114H39V115H42L43 116V119H42V117L40 118V119H42L41 120V122L42 123H40V121L38 120L37 122H34V123H38L39 122V124H42V129H41V125H36V127L37 126H40V129L41 130H43L45 133H44V136H45V134L47 135V140L49 141L48 143H46L47 142V140L46 141H44L43 139V137L44 136H42L40 133L42 132V131H40L39 132V134L42 136V140L41 139H37V138H35V139H37L39 142H35V143H33L32 142V136L34 137V132H36L37 130H38V128L39 127H37V129H34V130H36V131H34L33 130V132L32 131H30L29 129V131L30 132H32L33 133V135L31 136L30 134L31 133H29V135H28V137H25L26 139H25V141H23V139H24V134L21 136V137H23V139L21 140V139H18L19 138V136H17L18 134H19V132L18 131H15V133L16 132H18V134L16 135V138L18 139V140H15V141H21V142H16V144H15V141L14 140H12V137H13V135H12V137H11V139H10V137H9V135L11 136V133H8V134H6V132H8L7 130L8 129H10V127L13 125V124H15V123H13V122H11V120H10V116L8 117V115H9V110L15 105V103L17 104V101L19 102L21 99H23L24 98V95H23V93H22V91H23V88H24V82H22V80H26V78L25 77H23L22 75H19L18 74V72L20 73L21 71L20 70H18V69H20V67H19V65L17 64V61L16 60H18L19 59V57L21 56L19 53H18V55H19V57L18 58H16V59H14L15 57L13 56V55H10L9 53H6V50L4 49V47H2V44H1V46H0V147H2V145L3 144H6V143H9L10 144V146L11 147H13L12 149H11V151H10V155L8 154V156L7 155H5L4 153V151L0 148V264H89V263H87V258H86V252H87V246H88V244H86V243H88V242H86L85 240H87V241H89L90 240V238H89V240H88V238H82L86 243H85V246H84V244H82V242H81V240L82 239H80L79 240V236L80 235H78L79 233V231L77 232V227H78V230H80V227H79V225L81 226L82 225V223L80 224L79 223V225H78V219L77 218H79L80 219V217H81V215H80V217L79 216H77L78 214H76V216L77 217H75V213H77V212H75L76 210V205H78V204H80V203H83L82 201H81V198H83V200L85 199L84 197H82L83 195L84 196H86L87 197V193H88V195L90 194V191H91V189H92V187L95 185V189H92V191H94V190H97V188L98 187H100V186H98L99 184H101V180H102V177H104L105 176V178H106V173L104 172V170L106 171V170H108L107 168L106 169H104L103 167H102V169H104L102 172H100V170H98L99 169V167L97 168H95L94 167V165L92 166L91 165V162H92V164H93V161L92 160H90V158H99V155H101L102 156V158L100 157V160H99V163H95L96 164V166H100L101 167V165L104 163V161H105V159H106V157H105V159L103 158V156L107 153V150H109L110 151V149H111V147H109V145H110V143H112V142H114V139H113V141L110 139L109 140V138L111 137L112 138V136H110L109 135V138L107 137V134H108V132L107 131H105V128L104 127H100V125H99V127L98 128H96V126L95 125H98V124H96L97 123V121H101V120H99V118H100V116H99V118H98V120H96V118L94 117V120H95V123H93V121H91L92 119H90V121L89 122H92L93 124H95L94 125V131H91L90 133H78L77 131H76V127L75 126H77L76 124H80V123H77L79 120H80V115H77L76 114V111L79 109H81L82 110V108L81 107H77V105H76V101H77V99H80L79 97H81L82 95H81V92L80 91H78V90H81V89H79V87H81L80 86V84H81V80L83 79L84 80V77H82L83 75H84V72L85 71H87L86 70V67H88V65L86 66V64H84L82 61H81V59H83L84 60V58H83V52H81V50H79V44L81 43H79V39H80V35L81 34H79V32H81V31H79L78 32V28H80L79 27V25L81 24V22H82V20H83V18H86L85 17V15H87V14H91V11L90 10H92V15L94 14V17L92 16V15H90L91 17H93V18H90V17H88L87 16V19L88 18H90L91 19V21H93V19L95 20V19H97L96 17H98V19L97 20H99L100 18L99 17H101L102 16V14H101V12L99 13V12H94L95 10H94V8L96 9V7H98V6H95L94 8H93V5L94 4H92L91 2ZM97 1H99V0H97ZM110 1V4L109 5H106L107 7H106V9L108 10V11H110L109 13H107L106 11L107 10H104L105 9V7H104V11L107 13V14H105V12H104V14L103 15H107V17H106V19H107V23H108V25H106V27H104V28H107L108 27V29H111V27H114L117 23L119 24V25H121L122 26V24L124 23V21H125V19H126V15H127V13H126V11H128V10H126V7L127 6H130L131 5V3H133L134 2V4H135V2H137V0H109ZM141 2H143V3H146V4H150V3H152V1L153 2H155V0H140ZM174 1H176V0H174ZM14 1L13 0H0V23L4 26V27H9V26H11V25H17V24H15L16 22L14 21L15 20V15H18L19 14V12L18 13H14V11H16L15 10V8L17 7V5H18V3L15 1L14 3H13ZM29 2H31V0L29 1ZM55 2H53L55 5H56V3ZM68 2V1H67ZM79 2V1H78ZM77 2V3H78ZM22 3V2H21ZM27 4H28V2H26ZM32 3V5L34 6V4ZM40 3H41V5H40ZM49 3V4H50ZM52 3V4H53ZM139 3V1L137 2V4ZM156 3V2H155ZM200 3V2H199ZM14 4H16V7H15V5ZM23 4H24V2H23ZM30 4V3H29ZM29 4L27 5V8H28V6H29ZM42 4H45V6H46V4H47V6L45 7L44 5V7H42L41 8V6H42ZM62 4V3H61ZM96 4V3H95ZM136 4V5H137ZM26 4H24L23 6H25ZM31 5V6H32ZM58 5V6H59ZM64 4H62V6H63ZM74 5V6H73ZM136 5H134L135 7H136ZM139 5V4H138ZM142 5V4H141ZM140 5V7H143V6H141ZM203 5V4H202ZM32 6V7H33ZM50 6H51V4H50ZM49 6V7H50ZM57 6V8H59ZM61 5H60V8H64V7H62ZM64 6H68L67 5V3L64 5ZM90 6H92V9H91V7ZM101 6V5H100ZM15 7V8H14ZM30 7V6H29ZM32 7H30L31 9H32ZM48 7V8H49ZM51 7H53V5L51 6ZM71 7V6H70ZM103 7V6H102ZM134 7V9H132L133 8V6H132V8L131 7H129L128 9H132V12L133 11H135V9L138 7H136L135 8ZM18 8V7H17ZM16 8V9H17ZM22 8H24L25 9V7H22L21 6V12H23V9ZM30 8H28V13H29V15H30ZM60 8H59V10H60ZM72 8H71V10H72ZM98 8H100V7H98ZM202 9H201V16L199 17V19L196 21L197 23H196V25H195V29H193V31H192V33H191V36H190V38H192V40L194 41V42H196V41H198V40H201L200 39V37H201V35L203 34V32L201 33L200 31H202L201 29H200V27L202 28V29H207V27H209L210 28V30H209V28L207 29V31L209 30V31H211V30H213V29H211V27H214L213 25L214 24H216L217 23V21L216 20H218V18H219V16L218 15H224L226 18H228L229 19V17H230V19L234 16V15H236V14H238V13H240V14H242L243 16H242V21H243V26L241 27V29H239V30H237L236 31V33H237V35H241L242 36V39L244 38V39H246V45H245V51H244V57H243V59H244V64L240 67V69H238V70H235V69H231V71H229L230 72V75H229V73L227 74L228 76L226 77V78H220L221 79V81H220V83L218 82V79H217V82H216V77H218L217 75H216V77H214V75L216 74H212L213 75V77L215 78V79H213V81L215 80V82L214 83H218V85H219V88L215 91L216 93H214V95H216V101H218V99L219 98H223V99H225L224 101H225V103H226V99L228 100V103L231 105V106H236V110L237 111H235L234 112V115H232V117H231V115H230V117H231V119L233 118L234 119V117H235V121H237L236 120V117L237 116H235V115H238V113H239V115H243V114H247L248 115V118H247V120L246 121H244V122H247V123H244L246 126H244V125H242L241 123H238V125L240 124V126L242 127V126H244L243 128H245L244 130H241V129H238L237 127L235 128L233 125H231L232 127H234V128H232L230 125H229V127H231L232 128V131L234 130L236 133H238L239 134V136L241 137H238V138H240L242 141L241 142H239V141H237V140H233L232 139V141H230V142H233L237 147L238 146H241L242 147V151H244L243 152V155H244V153H245V158H243L244 156H242V161L240 162V161H238V159H237V161L239 162L238 164L237 163H235L234 164V166H232L233 168L236 166V167H241L242 168V170H241V172L243 173V174H241L240 172V181L238 182V183H236V190L235 191H231V190H228L229 192L231 191V193L229 194V196L228 197H230V198H232V199H234L235 200V203H236V214L237 215H242V217H244V216H249V217H255V220L257 221V223L255 222V220H254V218H253V220H254V223L255 224H258L257 226H259V230L261 229L262 230V232H263V235H264V0H217L216 2H214V3H211L210 4V6H208V7H201ZM51 9V8H50ZM50 9H48L49 11H50ZM54 9H56L55 8V6H54ZM69 9V11H71L70 10V8H69V6L68 7H66V10H65V12H67V10ZM138 9H140L141 10V8H138ZM39 10V9H38ZM53 10V9H52ZM63 10V9H62ZM64 10L62 11V12H64ZM94 10V11H93ZM101 10V9H100ZM17 11H19V10H17ZM25 11H27V9H25ZM34 11V10H33ZM35 11H37V10H35ZM43 10H40V12H42ZM45 11H47V10H45ZM45 11H43L44 13H45ZM48 11V12H49ZM61 11V10H60ZM68 11V12H69ZM90 11V12H89ZM20 12V13H21ZM40 12H37L38 13V15H39V13ZM94 12V13H93ZM130 12V11H129ZM138 12V11H137ZM24 13H26V12H24ZM23 13V16H25V14ZM28 13H26V15H28ZM31 13H33V12H31ZM35 13L36 12H34V15H35ZM44 13H43V15H44ZM58 13H59V11H58ZM57 13V14H58ZM61 13V12H60ZM95 13H99V15L100 16H98L97 14H96V16H95ZM103 13V12H102ZM135 13H136V11H135ZM45 14H48L49 15V13H45ZM50 14H52V13H50ZM55 14V13H54ZM63 14H65L66 15V13H63ZM20 15V14H19ZM19 15H18V17H19ZM34 15H32V17L34 16ZM37 15V16H38ZM47 15V16H48ZM53 15V14H52ZM51 15V16H52ZM60 15V14H59ZM59 15H56V16H58L59 17ZM37 16L35 15V17H36V19H37ZM40 16H42V15H40ZM47 16L46 15H44V21L46 22V19H47ZM55 16V15H54ZM84 16V17H83ZM224 16L222 17V19H221V21H220V19H219V21H220V23H222V27H223V22H222V20H224L223 18H224ZM17 17V18H18ZM21 17V16H20ZM29 18L31 17V15L30 16H28ZM35 17H34V20H35ZM49 17V16H48ZM57 17V18H58ZM105 17V16H104ZM22 18V17H21ZM29 18H27L26 19V21L28 20L29 21ZM40 19L42 18V17H39ZM39 18L37 19L38 21L37 22H39V23H41V25H45V22L43 21V19L42 20H39ZM50 18V17H49ZM48 18V19H49ZM102 19H103V17H101ZM220 18H221V16H220ZM23 19V18H22ZM25 19V18H24ZM48 19H47V24H48V22H49V25H50V23H51V25H50V27H48V28H50V33H49V30L47 29V28H43V29H47V31H48V37H50L51 35L52 36H54L53 34H55L54 32L56 31H54L52 34H51V29H53L54 30V28H56L55 26H54V28H52L53 26H52V23L53 22H50V19H49V21H48ZM86 19V20H87ZM106 19H103V21L102 22H100V21H98V22H100V23H103L104 22V20H106ZM229 19V20H230ZM18 21H17V23L21 20H19V19H17ZM33 20V21H34ZM53 19H51V21H52ZM54 20H56V18H54ZM53 20V21H54ZM58 20L60 21V19L58 18ZM97 20H96V22H97ZM25 21V22H26ZM42 21H43V23H42ZM83 21H85V20H83ZM90 21V22H91ZM232 21V20H231ZM22 22V21H21ZM21 22H19V23H21ZM55 22V21H54ZM39 23H37L36 24V21H35V24L36 25H38L39 27L41 26V25H39ZM95 23V22H94ZM94 23H92V24H94ZM105 23V22H104ZM225 23V22H224ZM232 23H234V22H232ZM24 24V23H23ZM21 25H22V23H21ZM83 25V24H82ZM81 25V26H82ZM88 27L90 24H87V23H85L84 24V26L83 27H86V26ZM95 25V24H94ZM102 24H100V25H95L97 28V32L99 31V34L101 33V28H100V26H101ZM105 25V24H104ZM126 25V24H125ZM218 26H219V24H217ZM216 25V26H217ZM227 26H229V22H228V24H226ZM226 25H225V27H226ZM25 26V25H24ZM47 26V25H46ZM94 26V27H95ZM99 26V27H98ZM206 26V27H205ZM217 26V27H218ZM231 26V25H230ZM1 27V26H0ZM13 27H16V28H18L19 29V27L18 26H13ZM22 27V26H21ZM27 27H28V25H27ZM86 27V28H87ZM103 27V26H102ZM127 27V26H126ZM204 27V28H203ZM220 27V26H219ZM221 27V28H222ZM224 27V28H225ZM10 28V27H9ZM22 28H24V27H22ZM37 28V27H36ZM82 28V27H81ZM80 28V29H81ZM90 28V29H89ZM91 26L90 27H88V30L86 31L84 28V30L83 31H85V33H87V34H89L88 33V31H90L91 30ZM98 28H100L99 30H98ZM117 28V27H116ZM220 28V29H221ZM223 28V29H224ZM227 28H229V27H226V29ZM230 28H232V27H230ZM1 29H2V27H1ZM21 29V28H20ZM40 29H41V27H40ZM43 29H42V31H43ZM219 29V28H218ZM8 30V29H7ZM10 30V29H9ZM23 30V29H22ZM38 30H39V28H38ZM45 30H44V32H45ZM94 30H95V28H94ZM93 30V31H94ZM228 30V29H227ZM0 31H2V30H0ZM13 31V30H12ZM15 31H18V30H15ZM204 31V30H203ZM206 31V30H205ZM218 32V31H220V30H216L215 29V31L214 32ZM222 31H224V30H222ZM222 31H220L221 33H222ZM10 32V31H9ZM24 32V31H23ZM91 32V31H90ZM130 32V31H129ZM186 32V29L185 30H183L182 31V33H185ZM213 32V31H212ZM211 32V33H212ZM227 32V31H226ZM2 33V32H1ZM1 33H0V35H1ZM3 33L4 34H6L5 33V31H3ZM12 32H10V34H11ZM28 33V32H27ZM57 33H59V32H57ZM56 33V34H57ZM93 33V32H92ZM105 33H107V32H105ZM204 33H208V32H204ZM9 34V33H8ZM15 34H16V32H15ZM41 34H43V33H41ZM45 34V33H44ZM50 34V35H49ZM91 34V33H90ZM89 34V35H90ZM95 34V33H94ZM94 34H92L93 36H91V37H95L96 35H97V33L95 34V36H94ZM108 34V36H110L111 34H109V32L107 33ZM113 34V33H112ZM177 35V33H174L173 35ZM180 34V32L178 33V35ZM213 35L215 34V33H212ZM24 35H25V33H24ZM46 35V36H47ZM130 35H131V33H130ZM132 35H134V34H132ZM204 35V34H203ZM2 36V35H1ZM0 36V37H1ZM5 36V35H4ZM3 36V37H4ZM8 36L9 35H7V36H5L4 37V39L7 37L8 38ZM11 36H13V34L11 35ZM11 36H9V37H11ZM17 36H20V35H18L17 34ZM28 36V35H27ZM41 36V35H40ZM44 36V35H43ZM51 36V37H52ZM106 36V35H105ZM112 36H114V34L113 35H111L110 37H112ZM116 36V35H115ZM114 36V37H115ZM21 37V36H20ZM22 37H24V36H22ZM42 37V36H41ZM50 37V38H51ZM87 37V36H86ZM91 37H87V38H91ZM98 37H99V35H98ZM97 37V38H98ZM113 37V38H114ZM134 37H135V35H134ZM12 38V37H11ZM10 38V39H11ZM28 38V37H27ZM50 38H49V40H50ZM53 38V37H52ZM51 38V40H53L52 42H54V41H56V36H54V39H52ZM59 38H57V39H59ZM87 38H85L86 39V42H88L89 41V39H87ZM112 38V39H113ZM116 38H117V36H116ZM215 38H217V37H215ZM1 39H3V38H1ZM1 39H0V41H1ZM15 38L13 37V40H14ZM17 39H19V38H17ZM23 39V38H22ZM25 39V38H24ZM47 38L46 37H44V40H46ZM92 39V38H91ZM90 39V40H91ZM111 39V40H112ZM205 39V38H204ZM218 39V38H217ZM5 40H8V42H10V40L9 39H5ZM16 40V39H15ZM19 40H21V39H19ZM19 40H17V41H19ZM27 40V39H26ZM83 40H84V38H83ZM83 40H82V42H83ZM94 40H96V37H95V39ZM108 40H110V38L108 39H106V42H108ZM115 40V39H114ZM4 41V40H3ZM28 41V40H27ZM58 41V40H57ZM96 41H98V39L96 40ZM113 41V40H112ZM117 41H118V39H117ZM11 42H13L14 44H15V42L14 41H11ZM20 42V41H19ZM26 42V41H25ZM44 42V41H43ZM50 43H51V45L53 46V43L51 42V41H49ZM48 42V43H49ZM59 42V43H60ZM93 42V41H92ZM91 41H89V43H92ZM105 42V41H104ZM115 42H116V40H115ZM27 43V42H26ZM30 43H32V42H30ZM44 43H47V41L46 42H44ZM58 43V44H59ZM110 43H111V41H110ZM14 44H13V46H14ZM21 44L23 45V41L21 42ZM21 44H18V45H21ZM38 45H39V42L37 43ZM41 44H42V40H41ZM54 44H55V42H54ZM58 44H56V45H58ZM60 44H62V43H60ZM107 44H109V43H106V45ZM117 46H121V48H120V51H121V55L123 56V58H124V63H125V71H124V77H123V79H122V81L121 80H119L118 78V80H116V82L117 81H119V82H117L116 84H115V82L112 84V86H111V84H109L110 82L108 81V80H104L105 82H107L108 81V83L107 84H109V87H108V89L109 88H111L110 89V91H109V104L112 106L113 104H115L118 100H120V101H118V103L119 102H121V100L122 99H120V98H122L123 97V95L122 94H124V93H127L126 91L124 92L123 90H126V89H124V87H123V92L122 93H120V87H122L123 86V84L122 83H124V82H127V83H130L133 87H136L137 88V90L138 91H143V89L142 90H140L141 88V86L143 87V86H145V84L144 85H141L140 83H139V76H140V74H143V72H141V69L142 68H140L139 66H141V64L139 65L138 63H137V65H135V63H136V61H139L138 60V57L140 56L139 54H140V52L142 53V51H140V48L141 47H139V45L137 44V40H135V38H133V37H129V38H126L125 36H123V38H122V41H121V44L118 42V44L117 43H115ZM17 45V46H18ZM28 45V44H27ZM35 45H36V43H35ZM35 45H33V46H35ZM38 45H36V46H38ZM51 45H42L43 46V48L44 49H46L47 47L48 48H50V47H52ZM85 45H86V43H85ZM89 45V44H88ZM88 45H86L87 46V48H91L92 49V47H90V45L88 46ZM105 45V44H104ZM106 45H105V47H106ZM9 46V45H8ZM7 45H6V47L7 48H9ZM10 46H12V44L10 45ZM17 46L14 48L15 50H18V49H16L17 48ZM30 46H31V44H30ZM50 46V47H49ZM55 46V45H54ZM54 46H53V48L52 49H54ZM60 46V45H59ZM58 46V47H59ZM91 46H94V43H92L91 44ZM108 46H110V44L108 45ZM116 46V48L118 49V47ZM170 46H171V43H170ZM19 47V46H18ZM25 47V46H24ZM29 49H30V51H31V47H29V46H27ZM39 47V46H38ZM57 47V46H56ZM55 47V48H56ZM85 47V46H84ZM13 48V47H12ZM12 48L10 49V51L12 52L13 50H12ZM40 48V47H39ZM61 47H59V49H60ZM86 48V47H85ZM94 48H95V46H94ZM93 48V49H94ZM108 47H106V48H104L105 50L107 49ZM114 47H112V44H111V48H109L110 50L111 49H113ZM179 48V47H178ZM185 49H186V46L184 47ZM189 48V47H188ZM199 48H201L200 46H199ZM24 49V48H23ZM29 49H27V50H29ZM92 49V50H93ZM97 49H98V46H97ZM116 49V50H117ZM184 49V50H185ZM26 50V49H25ZM24 50V51H25ZM35 50H36V48H35ZM37 50H39V49H37ZM49 50V49H48ZM115 52H117L116 50H115V48L113 49ZM200 50V49H199ZM9 51V52H10ZM33 51V50H32ZM41 51H43V50H40V52ZM47 51V50H46ZM45 51V52H46ZM97 51V50H96ZM107 51H109L108 49L105 51V53L106 54H104V55H106L105 57H104V59L105 58H107L108 56H110V55H108L107 54ZM187 51V50H186ZM20 52V51H19ZM21 52H22V47H21ZM34 52H36V51H34ZM34 52H32L31 54H33ZM40 52H39V54H40ZM48 52V51H47ZM85 52H87V51H85ZM85 52H84V54H85ZM89 52H90V55H91V52L92 51H90L89 50ZM89 52H87V55H88V53ZM110 52V51H109ZM15 53V52H14ZM44 53V51L41 53V54H43ZM184 53V52H183ZM22 55L23 54H25V53H21ZM35 54H37V52L35 53ZM34 54V55H35ZM80 54H82V55H80ZM96 54V53H95ZM97 54H99V53H97ZM111 55H112V53H110ZM115 54V56H117L116 54L117 53H114ZM114 54H113V57L115 58V56H114ZM17 55V56H18ZM38 55V54H37ZM37 55H36V57H37ZM45 55V54H44ZM92 55H94V51H93V53H92ZM139 55V56H138ZM16 56V55H15ZM80 56H82L81 58H80ZM99 56V55H98ZM97 56V57H98ZM143 56V55H142ZM31 57H32V55H31ZM36 57L34 56V58L32 57L31 59H33L32 61L33 62H37V61H35L36 60ZM90 57V56H89ZM89 57H87L88 59H91V57L89 58ZM96 57V58H97ZM113 57H110V58H112L113 59ZM141 57V56H140ZM23 57L21 56V59H22ZM29 58H30V56H29ZM38 58V57H37ZM42 58V57H41ZM87 58H86V60H87ZM25 58H23V60H24ZM31 59H28V61L30 62L31 61ZM38 59H40V58H38ZM37 59V60H38ZM93 59V58H92ZM137 59V60H136ZM143 60H144V57L142 58ZM86 60H84L85 61V63H87V62H89V60L88 61H86ZM39 61V60H38ZM29 62H27V63H29ZM30 63V64H34V65H37L36 63ZM38 63V62H37ZM40 63V62H39ZM90 64H91V62H89ZM99 64H98V67H101V66H99V65H101V63L100 62H98ZM117 64H118V62H116ZM115 63V64H116ZM119 63H121L120 61H119ZM114 64V63H113ZM116 64V70H117V72L118 71H120V69H121V71H122V67L120 68V66L118 67V65ZM123 64V63H122ZM122 64H120L121 66H122ZM20 65H22V64H20ZM31 65V66H32ZM53 65V66H52ZM92 65V64H91ZM89 65V67H90V69H88V70H92L91 68H93L94 67V65ZM24 66H26L27 67V65H24ZM86 66V67H85ZM103 66V65H102ZM33 67V66H32ZM34 67H36V66H34ZM36 68V70H40L39 68ZM88 67V68H89ZM104 67H106V65H104ZM104 67H102V68H104ZM25 68V67H24ZM23 68V69H24ZM100 69L101 71L103 70V69ZM111 68V67H110ZM113 68H115V66H113ZM120 68V69H119ZM146 68V67H145ZM94 69V68H93ZM99 69V68H98ZM22 70V69H21ZM42 70V69H41ZM105 70H108V67H106L105 68ZM111 69H109V71L108 72H106L107 74H110V72L113 70H111ZM116 70H114L115 71V74H117L116 73ZM27 71V70H26ZM30 71V70H29ZM31 71H32V69H31ZM45 71H42L43 72V74L45 73ZM120 71V72H121ZM38 72H40V71H38ZM42 72H40V73H38V74H40V76L42 77V76H45V74L44 75H42ZM99 72V71H98ZM27 73H29V72H27ZM36 73H37V71H36ZM54 73V72H53ZM52 73V74H53ZM87 73V74H86ZM90 73V72H89ZM89 73H88V71L87 72H85V74L86 75H88L89 76ZM102 74H105L106 75V73L103 71V72H101ZM145 73V72H144ZM32 74V73H31ZM49 73H48V77H49V75H50ZM100 74V73H99ZM102 74H100V75H102ZM146 74V73H145ZM25 75H28V74H26L25 73ZM33 75V74H32ZM54 75H56V73H54ZM113 75V74H112ZM122 75V74H121ZM120 75V73H119V75L118 76H121ZM144 75V74H143ZM224 76H225V74H223ZM51 76H52V78L53 77H58V76H53V75H50V77L48 78V79H51ZM85 76V75H84ZM87 76V77H88ZM103 76V75H102ZM108 76V75H107ZM107 76H104V77H107ZM40 77V78H41ZM46 77V76H45ZM141 77V76H140ZM10 78H12L11 80H10ZM32 78V77H31ZM111 78H113V76H111ZM30 79V78H29ZM43 78H41V80H42ZM47 79V78H46ZM46 79H43L44 81H46ZM54 79V78H53ZM58 79V78H57ZM60 79H63L62 81H60ZM89 79V78H88ZM102 79V78H101ZM209 79H211V77L209 78ZM24 80V81H25ZM40 80V81H41ZM86 80V79H85ZM99 80H100V78H99ZM112 80V79H111ZM114 80H115V78H114ZM142 80V79H141ZM212 80V79H211ZM211 80H209V81H211ZM31 81H32V79H31ZM36 81V80H35ZM39 81V82H40ZM43 81V82H44ZM51 81H52V79H51ZM51 81H49L48 80V83H50ZM54 82L55 81H57L58 82V80H56V78L53 80ZM53 81L51 82V83H53ZM103 80H102V82H104ZM34 82V81H33ZM37 82V81H36ZM38 82V83H39ZM42 82V81H41ZM41 82H40V84H41ZM47 82V81H46ZM46 82H44L45 84H46ZM90 82V81H89ZM141 82H143V81H141ZM31 83V82H30ZM59 83V84H60ZM86 83L87 84H89L87 81H86ZM86 83H84V84H86ZM210 83H213L212 81L210 82ZM29 84V83H28ZM37 84V83H36ZM39 84V85H40ZM54 84L55 83H53V85H51L53 88L55 87L56 88V86H54ZM57 84V83H56ZM55 84V85H56ZM59 84H57V85H59ZM107 84H106V86H107ZM139 84L141 85L140 87H139ZM143 84V83H142ZM32 85H33V87H34V85H35V83L33 84L32 83ZM38 85V86H39ZM48 86V85H47ZM50 86V84H49V87H51ZM103 86L104 85H102V90H103ZM111 86V87H110ZM41 87H42V85H41ZM41 87H40V89H41ZM51 87V88H52ZM101 87V86H100ZM125 87H127V86H125ZM31 88V87H30ZM34 88H37L38 90H36V91H39V87H37V85H36V87H34ZM33 88V89H34ZM105 88V87H104ZM138 88H140V89H138ZM144 88V87H143ZM145 88L146 89H144L145 91H148V93L147 94H149V89H147V87L145 86ZM26 89V88H25ZM24 89V90H25ZM48 89H50V88H48ZM107 89V88H106ZM214 89V88H213ZM212 89V90H213ZM28 90V89H27ZM26 90V92L25 93H30V92H32V91H30V92H28ZM50 90H53V89H50ZM153 90V89H152ZM35 91V90H34ZM41 91H43V88H42V90ZM75 91H78V92H75ZM106 90L104 89V91L103 92H105ZM127 91H129L128 90V88H127ZM131 92H132V90H131ZM139 92L140 93V96H141V94L142 93H144L143 95H147L145 92ZM68 93H71V95L70 94H68ZM75 93H79L80 94V96H78V94H76L75 95ZM106 93V92H105ZM129 93V92H128ZM33 94V93H32ZM36 96H34L36 99L37 98H40L39 96L40 95H37V94H39V93H34ZM63 96H62V95ZM83 94V93H82ZM85 94V93H84ZM107 94H108V92H107ZM120 94L122 95V97H120ZM17 95H19L20 97L18 98V100H17ZM26 95V94H25ZM74 95L75 96H78V98L77 97H74ZM86 95V94H85ZM103 95V94H102ZM124 95H126V94H124ZM130 95H132L131 93H129L127 96H129V97H131ZM211 95H213V93L212 94H210V96L209 97H211L212 98V96ZM214 95H213V98H214ZM58 96H60V97H58ZM107 96V95H106ZM133 96V95H132ZM30 97H32V95L30 94ZM55 97H57V99L58 98H61V99H59V102H55L54 100H55ZM62 97H64V102L63 103H60V100H63V98ZM103 96H101V98H102ZM120 97V98H119ZM129 97H126V98H129ZM134 97V96H133ZM150 97V96H149ZM153 97V96H152ZM34 98V100H36ZM46 98V99H45ZM83 98H84V95L82 96V101H83ZM86 98V97H85ZM85 98H84V100H85ZM119 98V99H118ZM136 98V97H135ZM208 98V97H207ZM210 98V100H212ZM29 99V98H28ZM56 99V101H58ZM103 99H105V97H103ZM149 99V98H148ZM153 99H154V97H153ZM39 100L40 99H37V103L39 102ZM127 100V99H126ZM129 100V99H128ZM208 100V99H207ZM214 100V99H213ZM212 100V101H213ZM220 100V102H221V99H219ZM24 101V100H23ZM26 101H28V102H32V98H31V100L29 101V100H26ZM25 101V102H26ZM100 101V100H99ZM101 101H104L105 102V100H101ZM149 101V100H148ZM21 102H22V100H21ZM104 102H103V104H104ZM122 102H124V105L126 104L125 102L126 101H122ZM205 102V101H204ZM211 102V101H210ZM219 102V101H218ZM218 102H217V105H218ZM23 103V102H22ZM36 103V104H37ZM40 103V102H39ZM40 103V104H41ZM59 103L60 104H62L63 105V107H62V105L60 106L59 105ZM86 103V102H85ZM214 103V102H213ZM224 103V102H223ZM223 103H220V106H221V104H223ZM19 104H21V103H19ZM27 104V103H26ZM33 104V103H32ZM40 104H37V105H40ZM123 103H121L120 105H122ZM205 104V103H204ZM207 104V103H206ZM35 106V107H39L40 108V111H41V107L40 106ZM86 105V104H85ZM101 105V104H100ZM117 105H119V104H117ZM200 105V104H199ZM16 106V105H15ZM25 106V105H24ZM203 106V105H202ZM224 106V105H223ZM223 106H222V108H223ZM230 106V107H231ZM237 106L239 107V109L237 108ZM86 107V106H85ZM214 107H215V105H214ZM228 107V106H227ZM229 107V108H230ZM38 108V109H39ZM101 108V107H100ZM100 108L99 109H97L96 110V112L99 114V112L101 111L100 110ZM200 108V107H199ZM206 108H207V106H206ZM218 108V107H217ZM13 109H15V108H13ZM38 109H36V110H38ZM86 109H88V108H86ZM203 109V108H202ZM208 109V108H207ZM212 109V108H211ZM210 109V110H211ZM234 109V108H233ZM18 110V109H17ZM89 110V109H88ZM98 110H100L99 112H98ZM206 110V109H205ZM209 110V109H208ZM207 110V111H208ZM210 110H209V112H203V113H201V115H200V117L197 119V121H194V122H192V123H188L186 126H184V124H183V126L186 128V135L188 136V137H192L193 138V140H191L190 141V143H189V146H188V148L190 149V151H191V145H192V143L193 142H195L196 140H197V138L196 137H194L193 135H195V133H198V132H196L197 131V129H199V126H201V125H203V123H207V122H210V121H212V116H211V113H210ZM213 110V109H212ZM216 109H214V111H215ZM221 110V109H220ZM226 110V109H225ZM21 111H22V109H21ZM39 111V110H38ZM84 111V109L81 111V112H83ZM95 111V110H94ZM94 111H92V112H94ZM111 111V110H110ZM229 111V110H228ZM233 111V110H232ZM232 111H230V113L232 112ZM12 112H14V111H11V115H12ZM19 112V111H18ZM78 112V111H77ZM81 112H79V114H81ZM88 112V111H87ZM96 112H94L95 114H96ZM113 112H114V110H113ZM115 112H116V110H115ZM198 112V111H197ZM200 112V111H199ZM35 113H40V112H36L35 111ZM35 113L33 114L32 113V115H35ZM102 113V112H101ZM100 113V114H101ZM110 113H112V112H110ZM196 113V112H195ZM195 113H194V115H195ZM212 113H214V112H212ZM217 113V112H216ZM215 113V114H216ZM63 114H65V115H68L67 117H68V123H67V125L65 126V128L64 129H62V123L60 124V119L62 120H64L63 122H65L66 120V118L64 119L63 118ZM84 114V112L82 113V116L85 118V114ZM113 114V113H112ZM115 114V113H114ZM224 114H225V111H224ZM18 115V114H17ZM16 115V116H17ZM31 115V116H32ZM62 115V116H61ZM64 115V116H65ZM80 116V117H78L79 118V120H78V118H77V120H76V123L74 124V122H73V119L75 120V118H74V116ZM219 115H220V112H219ZM19 116V115H18ZM17 116V117H18ZM60 116L62 117V118H60ZM98 116V115H97ZM114 116V119H116L115 118V116L116 115H113ZM113 116H112V118H113ZM227 117H228V115H226ZM35 118L37 117H40V116H34ZM82 117V118H83ZM156 117V116H155ZM167 117V116H166ZM196 117V116H195ZM198 117V116H197ZM217 117V116H216ZM221 117V116H220ZM32 118H33V116H32ZM36 118V119H37ZM82 118H81V120H82ZM245 118V119H246ZM13 119V118H12ZM36 119H34L33 118V120L32 121H36ZM39 119V118H38ZM110 119V118H109ZM15 120H17V119H15ZM171 121H173L172 119H170ZM169 120V121H170ZM180 119H178V120H176V121H179ZM227 120H230V119H226L225 121H227ZM111 122L110 123H112L113 121L112 120H110ZM158 121H159V119H158ZM158 121H156V122H158ZM166 121L167 122H169L167 119H166ZM174 121H175V119H174ZM172 122V123H175L176 124V122ZM183 121V120H182ZM190 121V120H189ZM191 121H193V120H191ZM231 121H233V120H231ZM15 122H17V121H15ZM54 122H59V124L62 126H58L57 125V123H55L54 124ZM79 122H81V121H79ZM162 122V121H161ZM180 122V121H179ZM178 122V123H179ZM13 123V124H12ZM108 123H109V121H108ZM124 123V122H123ZM122 123V125H124ZM164 124H165V122H163ZM185 123V122H184ZM63 124H65V123H63ZM114 124H115V122H114ZM120 124H121V121H120ZM120 124H117V125H120ZM81 125H82V123H81ZM81 125H79V127H77L78 129L77 130H83L84 128H82V129H79L80 128V126ZM91 125V124H90ZM117 125H115V127L117 126ZM181 125V124H180ZM237 125V126H238ZM16 126V125H15ZM15 126H14V128H15ZM84 125H82L81 127H83ZM110 126H112L111 124L109 125V128H110ZM114 126V125H113ZM158 126V125H157ZM166 126V125H165ZM168 126V125H167ZM171 126H174L175 127V125L173 124H171L170 123V127ZM224 126V125H223ZM13 127V126H12ZM32 127V126H31ZM35 127V128H36ZM88 129H90V127L91 126H89V124H88ZM114 127V130L116 129V128H118V126L115 128ZM124 127V126H123ZM174 127H172V129L174 128ZM212 127V126H211ZM221 126H219L218 128H220ZM227 127V126H226ZM225 126L223 127V128H226ZM92 128H93V126H92ZM108 128V127H107ZM177 128V127H176ZM205 128H207V127H205ZM216 128H217V125H216ZM222 128V127H221ZM85 129H87V126L85 127ZM85 129L83 130V132L85 131ZM87 129V130H88ZM151 129V128H150ZM150 129H149V131H150ZM163 129H165V128H163ZM175 129V128H174ZM18 130H19V128H18ZM86 130V131H87ZM93 130V129H92ZM109 130V129H108ZM112 130H113V128H112ZM153 130H155V127L153 128ZM176 130V129H175ZM214 130V129H213ZM212 130V131H213ZM223 130V129H222ZM226 130H227V128H226ZM230 130V129H229ZM20 131V130H19ZM39 131V130H38ZM79 131V132H80ZM89 131V130H88ZM87 131V132H88ZM115 131H117V130H115ZM114 131V132H115ZM167 131H170V130H165V134H167L168 132ZM172 131V130H171ZM203 131V130H202ZM210 131V130H209ZM211 131V132H212ZM217 131V130H216ZM107 132V133H106ZM185 132V131H184ZM207 132V131H206ZM27 133V132H26ZM38 133V132H37ZM43 133V132H42ZM150 133H151V131H150ZM162 133H163V131H162ZM177 133V132H176ZM183 133V132H182ZM181 133V134H182ZM210 133V132H209ZM217 133H219V132H217ZM224 133H225V131H224ZM226 133H227V131H226ZM20 134H22V132H20ZM39 134L38 135H36L37 137L39 136ZM118 135H119V133H117ZM117 134L115 135L116 137H117ZM165 134H164V137L165 138H163V139H165V140H167V136H165ZM199 134V133H198ZM197 134V135H198ZM202 134H204V132H202ZM207 134V133H206ZM212 134H214L213 132H212ZM216 134V133H215ZM214 134V135H215ZM175 135V134H174ZM185 135V136H186ZM214 135L213 136H210V137H214ZM217 135H219V134H217ZM223 135V134H222ZM229 135H231V134H229ZM27 136V135H26ZM30 136V137H29ZM168 136H169V139H170V137H171V134L169 135V133H168ZM173 136V135H172ZM231 136H234V135H231ZM114 137V136H113ZM119 137V136H118ZM149 137V136H148ZM151 137L152 136H150V141H151ZM200 137V136H199ZM229 137V136H228ZM14 138H15V136H14ZM13 138V139H14ZM28 138H30L29 140H31L30 142H32L33 143V145H29V141H28V144L26 143V141L28 140ZM40 138V137H39ZM50 140H49V139ZM154 138V137H153ZM152 138V139H153ZM185 138H187V137H185ZM208 138V140H209V137H207ZM223 138V137H222ZM221 138V139H222ZM119 139V138H118ZM162 139V140H163ZM191 139V138H190ZM211 139V138H210ZM215 139V138H214ZM220 139V138H219ZM225 140H227V137L226 138H224ZM229 139V138H228ZM172 140V139H171ZM174 140V139H173ZM206 140V139H205ZM231 140V139H230ZM14 141V142H13ZM23 141V142H22ZM110 141V142H109ZM112 141V142H111ZM116 141V140H115ZM150 141H148V142H150ZM153 141V140H152ZM156 141V140H155ZM169 141V140H168ZM211 141V140H210ZM217 141V140H216ZM219 141V140H218ZM221 141V140H220ZM227 141H229V140H227ZM109 142V143H108ZM117 142V141H116ZM154 142V141H153ZM160 142H161V140H160ZM177 142V141H176ZM222 142H223V140H222ZM32 143H30V144H32ZM154 143H156V144H158L157 143V141L156 142H154ZM153 143V144H154ZM164 143V142H163ZM173 143V142H172ZM161 144H162V142H161ZM168 144V143H167ZM229 144V143H228ZM14 145V146H13ZM150 145V144H149ZM215 145H217V144H215ZM220 145V144H219ZM218 145V146H219ZM222 145V147H223V145H224V143H222L221 144ZM5 146H7V145H5ZM5 146H3V147H5ZM113 146H114V143H113ZM153 145H152V143H151V148H154V147H152ZM157 146V145H156ZM225 146H227V145H225ZM235 146V147H236ZM116 147V148H115ZM167 147H168V145H167ZM229 147V146H228ZM234 147V146H233ZM237 147L236 148H234V149H232V150H230V148L231 147H229L228 148V152H229V150L231 151V152H233V150H235V149H237ZM240 147V148H241ZM114 148H115V150L117 149V146H114ZM156 148V147H155ZM218 148V147H217ZM216 147H215V149H217ZM224 148L225 147H223V151H224ZM8 149V148H7ZM49 149V150H48ZM80 149H84L83 151L84 152H86L87 153V155H86V153H84V157H86V156H88V157H86L87 159H88V172L87 171H85L86 170V166H87V164L85 165V164H82V163H80L79 161H80V159H79V161L78 160H76L75 161V169L74 170H72L71 171V163L73 162H71L70 161V159H72V158H70L69 159V157H70V155H73V156H75V157H77L78 155L80 156V154H79V151L80 152H82V150H80ZM157 149V148H156ZM170 149H172L173 151H175V149H174V147L171 145L170 146ZM218 149H220V147L218 148ZM47 150H48V152H49V154H47L48 152H47ZM115 150H113V149H111V152L112 153H114L115 152ZM154 150V149H153ZM162 150V149H161ZM7 151V150H6ZM118 152H119V150H117ZM164 151V150H163ZM163 151H161L162 153H164ZM4 152V153H3ZM104 152H106L104 155H103V153ZM156 152H157V150H156ZM160 152V153H161ZM166 152H168V149H167V151ZM219 152V151H218ZM220 152H222V151H220ZM154 153H155V150H154ZM169 153V152H168ZM177 153H178V151H177ZM230 153V152H229ZM6 154H7V152H6ZM115 154H118V153H115ZM114 154V156H116L115 158H117V155H115ZM165 154H167V153H165ZM171 154V153H170ZM224 154V153H223ZM109 155V154H108ZM156 155V154H155ZM158 155V154H157ZM169 155V154H168ZM174 155V154H173ZM213 155V154H212ZM222 155V154H221ZM220 155V156H221ZM119 156V155H118ZM151 156V155H150ZM162 156H164V155H162ZM160 157H161V155H160ZM166 157H167V155H166ZM221 157H223V156H221ZM81 158V157H80ZM86 158H85V160H86ZM108 159H109V157H107ZM162 158V157H161ZM161 158H160V160H161ZM168 158V159H167ZM166 159L169 161L170 160V157H167ZM55 159H56V161H57V159L59 160V161H61L60 162V166L62 167V169H60L61 171H59V172H61V173H63L64 171L63 170H65V173H67V175H64V174H61V173H59V175H57V177H59L60 175H63V179L62 178H58L59 180L60 179H62L63 180V182L65 181L66 182V180H68L66 183H63V184H61L62 182H61V180H60V183L58 182V183H56V185L57 184H61L60 185V187L59 186H57V187H55L54 185H53V188H55V190L53 189V191H50L51 189H52V186H50L49 185V181L50 180H42V181H47L48 183V185H49V188L48 189H50L49 191H50V196L51 197H49V196H47V190H46V193H44V195L46 194V196L48 197V200H50L49 198H51V200L50 201H48V202H51L50 203V205H49V203L47 202V203H44L45 205L46 204H48L47 205V207L44 205H41L40 204V202H38V201H41V200H38V201H36L37 199H38V197H40V196H38V195H36V197H37V199L35 200V198H33V195H34V193H33V195H32V187L33 186H31V182H32V180H34V177L35 176H33V173L36 175V177H35V179L37 178V176L39 177V179L41 178V177H45V176H47V174H48V176L47 177H49V172L45 175V170L46 169H50V167L48 168V165H49V163H51L52 164V161H54L55 162ZM108 159L106 160L107 162H108ZM165 159V160H166ZM176 159V158H175ZM223 159H224V157H223ZM222 159V160H223ZM89 160H90V163H89ZM113 160H117V159H113ZM152 160V159H151ZM163 160H164V158L161 160L162 162H163ZM174 160V159H173ZM172 159L170 160V161H173ZM239 160H241V159H239ZM111 162H113L112 161V158H111V160H110ZM149 161H150V159H149ZM224 161V160H223ZM115 162V161H114ZM160 162V161H159ZM161 162V163H162ZM217 162V161H216ZM236 162V161H235ZM59 163V162H58ZM150 163V162H149ZM165 163H167V161L165 162ZM170 163V162H169ZM168 163V164H169ZM222 163V162H221ZM220 163V164H221ZM107 164H112L113 165V163H107ZM106 164V165H107ZM158 164V163H157ZM218 164H219V161H218ZM237 164V165H236ZM53 166H54V164H52ZM109 166V165H108ZM162 165H160V167H161ZM216 166V165H215ZM220 166V165H219ZM57 167V166H56ZM167 167V166H166ZM231 167V166H230ZM229 167V168H230ZM235 167V168H236ZM239 167V168H240ZM110 168V167H109ZM234 168V169H235ZM160 169V168H159ZM161 169H163V168H161ZM56 170V169H55ZM233 170V169H232ZM232 170H229L230 172L232 171ZM49 171V170H48ZM51 171V170H50ZM63 171V172H62ZM110 171H111V169H110ZM167 171V170H166ZM166 171H164L166 174H167V172ZM235 171V170H234ZM55 172V171H54ZM87 172V173H86ZM107 172V171H106ZM228 172V171H227ZM51 174H52V172H50ZM102 173H104L105 175L103 176L102 175ZM147 173V172H146ZM160 173V172H159ZM226 173V172H225ZM235 173V172H234ZM233 173V174H234ZM239 173H237L236 172V174L235 175H237V174H239ZM111 174V173H110ZM110 174H107V175H109L110 176ZM148 174V173H147ZM166 174H164V175H166ZM224 174V173H223ZM45 175V176H44ZM159 175V174H158ZM163 175V176H164ZM169 175V174H168ZM228 175H230V174H228ZM234 175V176H235ZM33 176V177H32ZM53 176V175H52ZM64 176L66 177V176H68L67 177V179L66 180H64L65 178H64ZM226 176V175H225ZM242 176V177H241ZM31 177L33 178L32 180H31ZM54 177V176H53ZM61 177V176H60ZM108 177V176H107ZM159 177H161V176H159ZM39 179H36V182L38 183V180ZM42 179V178H41ZM45 179H46V177H45ZM49 179H51V178H49ZM57 179V180H58ZM104 179V178H103ZM140 179V178H139ZM142 179V178H141ZM140 179V180H141ZM227 179V178H226ZM235 179V178H234ZM110 180H112V179H110V177H109V181ZM122 180V179H121ZM131 180V179H130ZM143 180H144V178H143ZM143 180H141L142 182H144V186H145V184L147 185V183L146 182H148V181H143ZM161 180V179H160ZM216 180V179H215ZM229 180V179H228ZM237 180H239V179H237ZM42 181H41V183H42ZM54 181V180H53ZM125 181V180H124ZM132 182L133 181H135V180H131ZM130 181V182H131ZM136 181H137V179H136ZM222 181H223V179H222ZM33 182H35V181H33ZM36 182H35V184H36ZM51 182V181H50ZM105 181L103 180L102 181V183H103V185L104 184H106V183H104ZM119 182V181H118ZM121 182V181H120ZM129 181H127V183H128ZM131 182V183H132ZM137 182H140V181H137ZM137 182H136V184H137ZM163 182V181H162ZM166 184H168L167 183V179H166ZM224 182V181H223ZM229 182V181H228ZM41 183L39 184V187L41 188L42 187V185H44L45 183H43L42 185H41ZM54 183V182H53ZM54 183V184H55ZM111 183V182H110ZM124 183V182H123ZM122 183V184H123ZM134 184H135V182H133ZM132 183V184H133ZM219 183V182H218ZM221 183V182H220ZM233 183H235V182H233ZM233 183H229V184H233ZM93 184V185H92ZM121 184V185H122ZM125 184V183H124ZM132 184H131V186H132ZM142 184V183H141ZM162 184V183H161ZM172 184V183H171ZM170 184V185H171ZM214 184V183H213ZM216 184V183H215ZM33 185V184H32ZM38 185V184H37ZM102 185V184H101ZM108 185V184H107ZM110 185V184H109ZM108 185V186H109ZM130 185V184H129ZM129 185H128V187H129ZM140 186V183H138L136 186ZM217 185H219V184H217ZM221 185V184H220ZM36 186V185H35ZM45 186V185H44ZM43 186V187H44ZM96 186H98L97 188H96ZM104 186H106V185H104ZM104 186L102 187L101 186V188L100 189H98V190H100V194H101V189L102 188H104ZM120 186V185H119ZM135 186V185H134ZM143 186V185H142ZM143 186V187H144ZM148 186H152V185H148ZM148 186H147V188H148ZM162 186V185H161ZM166 186H169V184L168 185H166ZM172 186H173V188H175L176 186H175V184H172L171 185V188H172ZM175 186V187H174ZM215 186V185H214ZM230 186H232V185H230ZM233 186H235V184L233 185ZM38 187V186H37ZM36 187V188H37ZM42 187V188H43ZM48 187V186H47ZM51 187V188H50ZM59 187V188H58ZM121 187V186H120ZM127 187V186H126ZM152 187H154V186H152ZM156 187V186H155ZM170 187V186H169ZM218 187V186H217ZM220 187V186H219ZM41 188V189H42ZM57 188V189H56ZM91 188V189H90ZM131 189L129 190L128 189V191H126L127 189H125V192H129L130 193V191L132 190V188H133V186L132 187H130ZM138 188V187H137ZM140 188V187H139ZM138 188V189H139ZM147 188L145 189L144 188V190H146V191H149V192H151V191H154V190H151L150 189V187L148 188V190H147ZM164 188V187H163ZM168 188V187H167ZM39 190V189H36V194L37 193H42L41 191L42 190ZM44 189H47V188H44ZM44 189H43V191H44ZM120 189V188H119ZM134 189L136 190V187H134ZM137 189V190H138ZM155 189V188H154ZM177 189V188H176ZM190 189V188H189ZM224 189H226V188H224ZM39 192H38V191ZM90 190V191H89ZM106 190V189H105ZM109 190H111V189H109ZM136 190V192H138ZM143 190V191H144ZM165 190V189H164ZM169 190V189H168ZM219 190V189H218ZM222 190V189H221ZM91 191V192H92ZM104 190H102V192H103ZM142 190H140V192H141ZM170 191V190H169ZM171 191H172V189H171ZM174 191H175V189H174ZM220 191V190H219ZM228 191H226L227 192V194L229 193ZM34 192V191H33ZM87 192V193H86ZM106 192H108V190L106 191ZM110 192V191H109ZM115 192V191H114ZM114 192H112V193H114ZM124 192V191H123ZM124 192V193H125ZM132 192H134V191H131V193ZM136 192H134V194H136ZM167 192V191H166ZM186 192H187V190H186ZM221 192H223V190L221 191ZM225 192V193H226ZM95 192H93L92 194V196H94L95 194H94ZM116 193V192H115ZM130 193V194H131ZM139 193V192H138ZM169 193V192H168ZM192 193H193V191H192ZM224 193V192H223ZM48 194H49V192H48ZM86 194V195H85ZM96 194H99V193H96ZM99 194V195H100ZM117 194V193H116ZM133 194V193H132ZM133 194V195H134ZM188 194H189V190H188ZM187 193H186V198L188 197L187 195H188ZM191 194V193H190ZM219 195H220V193H218ZM40 195H42V194H40ZM109 195H110V193H109ZM108 195V196H109ZM115 195V194H114ZM181 195H183V194H181ZM180 195V196H181ZM194 195V194H193ZM222 195V194H221ZM92 196H89L90 197V204H91V202H94L93 204H96V202L95 201H92V199H91V197ZM108 196H106L105 195V198H107ZM134 196H136V195H134ZM173 196V195H172ZM171 196V197H172ZM218 196V195H217ZM223 196V195H222ZM225 196V195H224ZM226 196V197H227ZM42 197H43V195H42ZM41 197V199L43 200V198ZM102 197H104V196H102ZM102 197H100L102 200H106V199H104V198H102ZM114 197H117V195L116 196H114ZM114 197H112V198H114ZM148 196H146L145 198H147ZM175 197H177V196H175ZM192 197V196H191ZM191 197H189V198H191ZM92 198H95V196L94 197H92ZM96 198L97 199H99L98 197H97V195H96ZM96 198H95V200H96ZM150 198H153V197H150ZM182 198V197H181ZM217 198V197H216ZM221 198V197H220ZM224 198V197H223ZM87 199V198H86ZM101 199L100 200H98L100 203H101ZM108 199V198H107ZM126 199V198H125ZM130 199V198H129ZM176 199V198H175ZM44 200H47V199H44ZM122 200H123V198H122ZM193 200V199H192ZM196 200H197V198H196ZM201 200V199H200ZM199 200V204H202V203H200L201 201ZM79 201H80V203H79ZM128 201V200H127ZM127 201H123L122 203H124V204H126L125 205V207L127 206L128 208H129V205H127V204H129L131 201H129V203H125V202H127ZM133 201V200H132ZM86 201L84 200V203H85ZM87 202H89V199H88V201ZM103 202H105V201H103ZM103 202H102V204H103ZM188 202L190 203L191 201H189L188 200ZM197 202H198V200H197ZM204 202V201H203ZM206 202H209V201H206ZM213 202V201H212ZM211 202V203H212ZM42 203V202H41ZM98 203V202H97ZM179 203V202H178ZM184 203V202H183ZM214 203H215V201H214ZM213 203V204H214ZM102 204L100 205V206H102ZM109 203H107V205H108ZM195 204V202H192L191 203V208L194 210V211H199V209L197 210V206L196 205H194ZM203 204H205V203H203ZM85 205H86V203H85ZM85 205H84V207H85ZM87 205H88V203H87ZM113 205V204H112ZM115 205V204H114ZM131 205H132V203L130 204V207H131ZM180 205V204H179ZM184 205V204H183ZM190 205V204H189ZM188 205V206H189ZM82 206V205H81ZM95 207H93V206H91L92 207V211L96 208V206L97 205H94ZM99 206V207H100ZM111 206V205H110ZM124 206V205H123ZM209 206H210V204H209ZM78 207V206H77ZM80 207V206H79ZM87 207H90V206H87ZM113 207V206H112ZM111 207V208H112ZM170 207V206H169ZM207 207H208V205H207ZM81 208V207H80ZM79 208V209H80ZM94 208V209H93ZM101 209L100 210H102V207H100ZM103 208H106V206H105V203H104V207ZM109 208V207H108ZM109 209V210H112V209ZM133 208V207H132ZM149 207H147V209H148ZM185 208V207H184ZM183 208V209H184ZM189 208V207H188ZM190 208V209H191ZM78 209V210H79ZM82 209H83V206H82ZM81 209V210H82ZM87 210H88V208H86ZM91 209V208H90ZM97 209V208H96ZM95 209V210H96ZM129 209H131V208H129ZM128 209V210H129ZM189 209V210H190ZM196 209V210H195ZM201 209H203L202 207H201ZM77 210V211H78ZM80 210V211H81ZM98 210H99V208H98ZM167 210H169V209H167ZM185 210H188V209H185ZM90 211V210H89ZM107 211V210H106ZM114 211V210H113ZM132 211V210H131ZM134 211V210H133ZM79 212V211H78ZM81 212H84L85 213V216L88 214V213H86V211H81ZM81 212H79V214L81 213ZM88 212V211H87ZM96 212V211H95ZM99 212V211H98ZM104 214H105V212H104V210L102 211ZM135 213H137V211H134ZM169 212V211H168ZM170 212H172L171 210H170ZM169 212V213H170ZM92 212L90 211V213L89 214H91ZM93 213H94V211H93ZM93 213L91 214V215H89L90 217L93 215ZM103 213H101V214H99V216L100 215H102ZM109 213H112V212H109ZM125 213L127 214V212H126V209H125ZM132 213V215L134 214L133 212H131ZM138 213H140L139 211H138ZM172 213H175V212H172ZM64 214V215H63ZM96 215H98L97 214V212L95 213ZM107 214V213H106ZM66 215V216H65ZM96 215H93V216H96ZM107 215H109L110 216V214H107ZM128 215V214H127ZM136 214H134V216H135ZM166 215H168V213L166 214ZM175 215H176V213H175ZM61 216H63V218H65L66 217V219H63L64 221H62V217ZM82 216H84L83 214H82ZM92 216V217H93ZM105 216V215H104ZM103 216V217H104ZM109 216H108V218H109ZM125 217H128V216H126V215H124ZM172 216H174V215H172ZM233 216H234V214H233ZM233 216H229V217H231V219H232V217ZM236 216V215H235ZM88 219L90 218V217H88V216H86ZM101 217V216H100ZM136 217V216H135ZM138 217V216H137ZM150 217V216H149ZM149 217H146L147 218V221H148V219H149ZM154 216H152V218H153ZM156 217V216H155ZM177 217V216H176ZM179 217V216H178ZM177 217V218H178ZM249 217H246L247 219H249ZM85 218V217H84ZM95 218H97V217H94V220H93V222L95 223ZM105 219H107L108 220V218L105 216L104 217ZM132 218V217H131ZM131 218H129L128 219V221L127 220H124L125 222L127 221V222H129V224L132 222V221H134V219L135 218H133V220H131V221H129ZM146 218H142L143 220L145 219L146 220ZM157 218V217H156ZM156 218H154V220L156 219ZM166 218H167V216H166ZM177 218H175V220L177 219ZM235 218V217H234ZM233 218V219H234ZM238 218V217H237ZM246 218H243V219H245V220H247ZM257 218V219H256ZM88 219L86 220L85 219V221H88ZM91 219V218H90ZM111 219V218H110ZM126 219V218H125ZM137 219V218H136ZM151 219V218H150ZM228 219V220H227ZM229 219L230 218H226V220H227V222L229 221ZM239 219H241V217H239ZM83 220V217H82V219H81V222H83L82 221ZM91 220V221H92ZM102 220H103V218H102ZM101 220V221H102ZM112 220H113V218H112ZM179 220V219H178ZM222 220V219H221ZM224 220H225V218H224ZM90 221V220H89ZM91 221H90V223H91ZM104 221V220H103ZM103 221H102V223H103ZM106 221V220H105ZM150 221V220H149ZM153 221V220H152ZM156 221H158V220H156ZM166 221V220H165ZM164 221V222H165ZM231 221H233V220H231ZM230 221V222H231ZM238 221H240V220H238ZM248 221V220H247ZM80 222V221H79ZM113 222H114V220H113ZM174 222V221H173ZM177 221H175V223H176ZM249 222L251 223H253V221H251V220H249ZM104 223H106V222H104ZM103 223V224H104ZM140 224H141V219H140V222H139ZM144 223V222H143ZM156 223H158V222H155V225H156ZM161 223H163V222H161ZM171 223V222H170ZM175 223H172L173 225H175ZM254 223H253V225H254ZM91 224H93V223H91ZM132 224H133V227H135L134 226V224H136L135 222L133 223L132 222ZM147 224V223H146ZM148 224H151V221H150V223L148 222ZM178 224V223H177ZM176 224V225H177ZM109 225V224H108ZM113 224H111V226H112ZM142 225V224H141ZM158 225H161L160 224V222H159V224ZM165 224H163L162 225V227L164 226ZM209 223H206V224H204L203 226H204V228L206 229V228H211V227H209ZM98 226H100V225H98ZM102 226V228H103V225H101ZM106 226V225H105ZM104 226V227H105ZM127 226H129V225H127ZM168 226V225H167ZM167 226H164V229L162 228V227H160L159 229H157L158 227H155V229L158 231L157 233H160V230H162L163 229V232H164V230H165V227L167 228ZM169 226H170V224H169ZM168 226V227H169ZM211 226H212V224H211ZM84 227V226H83ZM82 227V228H83ZM94 227L95 228H97L96 227V225H94ZM108 227V226H107ZM129 227H131V225L129 226ZM128 227V228H129ZM144 227H148V225L147 226H144ZM149 229L151 230V231H149V235H150V237H153V236H155L156 235V233H154L153 234V228L151 229V225H149ZM171 227H172V225H171ZM213 227V226H212ZM255 227V226H254ZM85 228V227H84ZM83 228V229H84ZM88 227H86V229H87ZM106 228V227H105ZM105 228H103L102 229V232H103V234H104V232L105 231H103ZM109 228V227H108ZM113 228V227H112ZM126 228V227H125ZM214 228V227H213ZM256 228V227H255ZM85 229V230H86ZM88 229H91V227L90 228H88ZM107 229V228H106ZM105 229V230H106ZM111 229V227L109 228V233H107L105 236H103V234L101 235V238L100 239H102L103 240V243H104V246H105V250H106V252H107V248H114L112 245L115 243L114 242V240L116 239L115 238V234L116 233H114V235H112V232H110V231H112V229ZM127 229V228H126ZM133 230H131V228L129 229V231L131 230V231H133L134 232V228H132ZM256 229H258V228H256ZM168 231L170 230V228L169 229H167ZM166 230V231H167ZM172 230V229H171ZM209 230H211V229H209ZM81 231H84V230H81ZM89 231V233H90V231H91V234H92V230H87V232ZM113 231H117L116 229L115 230H113ZM126 230H124L123 232H125ZM128 231V230H127ZM126 231V232H127ZM147 231H148V229H147ZM177 231H179V226H175V228H174V230H172V233L174 232V233H176ZM125 232V233H126ZM133 232L131 233V234H133ZM162 232V231H161ZM163 232H162V234H163ZM207 232V231H206ZM211 232V231H210ZM81 233V232H80ZM84 233V232H83ZM83 233H81V235L83 234ZM136 233H138L137 234V237L138 238H136L135 236H132V237H129L130 239H132L133 241H131V240H129L128 242L130 243V241H131V243H135L134 244V247H130L131 249H132V252L129 250V252H131L130 253V255L131 254H133L134 255V259H133V255H132V259H133V261H131V263H128V264H168V262H166L165 261V257H166V255H167V252H166V244H167V241H168V238H169V236H165L166 238H163V240H162V243L161 244H155V245H150L148 248H146L147 247V244L145 245V244H142L141 245V239H139V237L140 236H142V235H140V236H138L139 235V231H138V229H137V231L135 232V234ZM141 233V232H140ZM165 233V232H164ZM120 235H121V233H119ZM122 234H124V233H122ZM134 234V235H135ZM165 234H167V233H165ZM195 234V233H194ZM213 233L211 232V235H212ZM86 235V234H85ZM125 235H127V234H125ZM158 235V234H157ZM87 236L89 237V234H87ZM91 236V235H90ZM99 236V235H98ZM127 236H129V235H127ZM146 236V235H145ZM161 236V235H160ZM81 237V236H80ZM83 237H85V236H83ZM93 238H97V236L95 235V236H92ZM91 237V238H92ZM120 237V236H119ZM125 237V236H124ZM135 237V239H133ZM157 237V236H156ZM158 237H159V235H158ZM157 237V238H158ZM162 237V236H161ZM210 237V236H209ZM115 238V239H114ZM128 238V239H129ZM141 238V237H140ZM107 239V240H106ZM119 239V238H118ZM124 240L126 239L127 240V238H123ZM122 239V240H123ZM204 239H205V237H204ZM93 240V245H94V239H92ZM91 240V241H92ZM120 240V239H119ZM141 240V241H140ZM84 241H83V243H84ZM121 241V240H120ZM205 241V240H204ZM81 242V243H80ZM90 242V241H89ZM113 242V243H112ZM126 242V241H125ZM128 242H126V243H128ZM143 242V241H142ZM128 243V244H129ZM205 243V242H204ZM90 245L88 246V250H90L91 248H90V246L91 247H94V246H92L91 244H92V242L91 243H89ZM116 244V243H115ZM121 244V243H120ZM150 244H151V242H150ZM154 244V243H153ZM146 246V247H144L145 249H143V248H141V246ZM84 246V247H83ZM97 247V246H96ZM96 247H94L93 249H95ZM90 248V249H89ZM98 248V250H99V247H97ZM96 248V249H97ZM110 249V251L111 250H113V249ZM126 248H128V246L126 247ZM134 248V249H133ZM92 249V250H93ZM95 249V250H96ZM129 249V248H128ZM97 250V251H98ZM100 251V250H99ZM175 251V250H174ZM173 251V252H174ZM88 253H90V252H88ZM88 253H87V255H88ZM108 253H110L109 252V250H108ZM91 254V253H90ZM107 255H109V254H107ZM63 257V258H62ZM89 257V256H88ZM91 257V256H90ZM110 257V256H109ZM130 257V256H129ZM99 258V256H97V259ZM130 258V259H131ZM172 258V257H171ZM60 259V260H59ZM90 259V258H89ZM97 259L95 258V260L94 259H92V260H94L95 261V263H97L96 261H97ZM111 259V258H110ZM109 259V260H110ZM173 259V258H172ZM91 260V259H90ZM99 260V259H98ZM122 260V259H121ZM61 261V262H60ZM127 261H128V259H127ZM129 261V262H130ZM89 262V261H88ZM99 262V261H98ZM112 263L114 262V263H118V262H116V261H111ZM124 262V261H123ZM126 262V261H125ZM92 263H94V262H92ZM94 263V264H95ZM113 263V264H114ZM99 264H100V262H99ZM127 264V263H126Z\"/></svg>", "mask_w": 264, "mask_h": 264}]
</instances>
